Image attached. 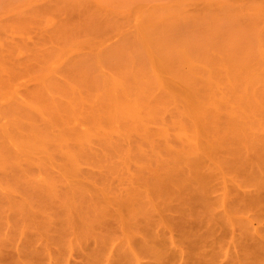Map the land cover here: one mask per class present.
<instances>
[{"label":"rangeland","instance_id":"1","mask_svg":"<svg viewBox=\"0 0 264 264\" xmlns=\"http://www.w3.org/2000/svg\"><path fill=\"white\" fill-rule=\"evenodd\" d=\"M178 8L179 9L181 8L180 9V10H182L180 12L181 14H176V12L179 11ZM153 10H155V12ZM157 10L159 11V13L156 12ZM169 10H171V11L177 10L176 12H172V13H175L176 16L172 15V13H170ZM147 12H148V14H149V12L156 13V15L158 14L159 16L157 15V17L159 19H161L162 20L161 23H163L161 25L164 26L165 25L164 23L166 22V25L168 24V26H169V28H166V26L162 27L161 30L158 27L157 28L155 26L153 27L152 30L156 34L159 32H161V33L164 32L161 36H158L159 38L162 37V39H165L164 36L166 34V37L171 39V43L173 42L172 39H174V38L177 40L176 41L174 39V42L175 41L178 42V43H175L172 45V49L174 46H175L174 47L175 49H176V47H178L179 50H181L179 52V54L174 55L177 52L171 51L172 49H170V51H171V54H170V52L166 49L167 50V52H165L166 58L170 57V55H172V53H173V56H175V57L176 56H182L186 62L196 61L198 63V61L200 60V62L202 61L203 63L201 62L202 63L201 65L199 63L198 64L200 65V67L203 66L202 68H203V70H205V73L208 72L207 70H209V69L211 70L212 67L213 68L217 67L214 70V73H215V71L217 72L215 74L216 75L218 74V79H220L219 81L221 82V88L219 89L218 97L223 95V97L228 96V97H232L234 99L233 91L235 89H232L230 85L233 82H235L237 85L238 84L240 85L242 83V81L244 82L246 80L244 78L247 74L248 78L247 77L246 78L249 79V81L248 80L247 81L250 82L249 84H252L253 87L255 85L256 88L254 89L253 92L248 90V82L246 81L247 85L241 86V87H243V90H244L243 93L244 94L239 93V94H242L245 96L244 97L242 96V98H241L242 101L239 100L240 98L237 100H235L236 99L235 98L234 101L236 102V104L238 102L237 106L244 107L242 104H245L244 101H246V98H247L248 99L247 101L253 103L252 106L254 104L257 105L258 109L260 108L258 111L262 110L261 112L264 113V98H262V95H260L262 92L263 96H264V85H263L264 84V71H263L264 66L260 65L261 60L258 59V58H261L263 60V58H264V55L261 54L264 52V0H0V60L6 61V63L2 61L3 64L0 61V63L2 64L0 67V82H1V84H3V87H4L3 88L0 85L2 87V89L0 88L1 89L0 95L2 94L3 96H5V94H6V96L4 98L1 95V97H2L1 99L3 101H5V102H3V104L4 103L9 104L10 101L8 103L6 101L10 100L13 96H15L16 92H18L17 94H19L18 95L19 97L22 96L21 98L25 97L24 99H28V100L30 99L32 101L34 100L33 102H38V100L41 102V100L43 101L44 98L45 99H48L49 97L53 98V96H49L48 98H46V96H48V94L50 95V93H51V95H54V94L57 95V96H54L55 98H53V99H56V101H52V98L50 99L52 102H57V99H60V102L61 101L71 102L70 100H72V98H70V100H68L69 98L67 99V96L69 97V95L72 94L73 96H71V97H74L77 100V102H79L81 104L83 102L81 97H83L85 95L83 94V96H82V94L80 93V91H82V90H80V89L85 88V90H87L86 86L81 87L83 85V81H81V80H84V79H81L83 77L82 75H84V74L80 73L81 70L86 71V74L84 77L86 79L84 82H86V80H87V83H88L87 77L93 78L94 80H96V79L99 80L100 77L104 76V79H102V80H106L105 78L109 77V75H110L108 73V71L111 72V75L115 74L114 69H115L116 64H118V62L127 63L126 65L129 64L130 65L129 67H131V65H132V67L135 65L137 66V64L141 63L142 60H144V58L141 60L143 55H140V52H141V54H145V52L147 54V49L152 50L153 45L155 44V46H156V43L155 42L153 43V40L155 39L154 37H157V36H155V34L153 33L152 30H146V28H144L145 26H142L144 21H145L144 25H145V23L151 24V22L153 23L154 21H156V20H154V21L149 22L150 17H148V19L146 21V19H144L143 15L145 16V14H147ZM177 13H179V12H177ZM150 15H152V16L154 15L153 17H155V19L157 18L155 16V14H149V16ZM164 16L166 18H164ZM153 17H152V19H153ZM145 18H147V17H145ZM138 22L139 23L142 22L141 28H140V24ZM157 22H158V20H157ZM143 28H144V30H146V32L145 31L143 32ZM138 30H140V31L138 32ZM147 31H148V33L152 32L154 34V36H153L154 39H152V37L149 36ZM136 32L139 35H140V32L142 35H145V33H146V35H148V38L146 37V35L144 37H146L148 40L149 48H148V46L146 48V45H148L146 43L147 41L142 40V42L145 41V43H146V44L144 43L145 45L142 43V45L145 46L146 51L145 50L142 51V50L138 49V45L140 44L139 40L141 41L140 38H142V37H141V35L139 36V35L135 34ZM159 35H160V33H159ZM55 37H56V39H55ZM159 38H158V40H159ZM142 39H144V38H142ZM169 39L164 41V43L167 42V44H168ZM181 41H182V43L180 44ZM91 42H93V43L91 44ZM158 42L161 43L160 41H157V43ZM260 42H261V44H260ZM96 43H98L97 44L98 47L101 46V48L103 47L104 49H99L100 52H98V47H96L97 46ZM99 43H100V46H99ZM183 43H185L184 44L185 46L182 45ZM56 44H57V46H56ZM188 44L194 45V46L197 45L200 48L201 52L203 49L204 51L206 50L205 51L206 53L203 51V53H201V55H203V56H199V53H198V55L196 54V52L199 51L198 50L199 48L197 46H195V47L192 46L188 50V48H189ZM259 44L262 46V48L259 47L260 46ZM18 46H20V47H18ZM165 46H167L169 48L168 45H164V49H165ZM186 46H187V49L185 48ZM17 47L20 49H18ZM140 47L141 46H139V48ZM193 47L195 48V50L197 48V51H194V49H193L194 52H192ZM11 48L16 49V50H14L15 55H10L11 52H13V50ZM51 48H53V49H51ZM57 48H59L60 51ZM17 49H18V51L19 50L20 51L18 52ZM37 49H39V50L37 51ZM260 49H263V50H260ZM40 50L41 51L43 50L44 52H41ZM110 50H112L111 54L107 53V57H108V55L114 56V57H111V56L110 57L113 61L116 60V64L111 63L112 66L110 65V63H109L110 57H108V62H107V59H105L104 61L103 60L101 61L102 63H100L99 62L101 60L100 58H104L106 56V55H104L106 53L105 51H107V52L109 51V53H110ZM114 50L116 52V54L114 53L115 55L112 53ZM21 51H22V53H21ZM49 51L51 52L50 55L55 53L54 54L55 56L54 55L52 56L54 59H51V57L48 56ZM96 51L98 53H96ZM157 51H160V53H161V49L159 50L158 47H157ZM261 51H263V52H261ZM29 52H30V54H29ZM33 52L38 53V56L36 55V53L32 54ZM142 52H144V53H142ZM150 52H154V49H153V51H150ZM17 53H19V54H17ZM44 53L47 56L45 59H48L46 61L40 57L42 55L45 57ZM57 53L59 55V59L57 58L58 57ZM160 53H156V55L159 54L161 56L162 54H160ZM7 54H9L10 57L7 56ZM39 54H41V55H39ZM100 54H101V57H100ZM153 54H154V56H156L155 53H153ZM231 54H233V57ZM234 54H236V55H234ZM4 55H6V56H4ZM33 55L35 57L27 59V57H30V56L32 57ZM56 55H57V57H56ZM152 55H150L151 58H149V59H150V63H151L150 65L152 67H154L153 65H155V64H152V62L155 60L152 59ZM167 55H169V56L167 57ZM204 55H206L207 59L205 58ZM230 55H231V58L229 57ZM260 55H261V57H260ZM219 56L222 58V59L220 58L222 61H220L218 59ZM222 56H224V57H222ZM235 56L239 57L241 62H239V59L238 58L236 59ZM48 57L51 60H49ZM94 57L96 58V61H95ZM182 57H178V58L181 60ZM200 57H201V59H200ZM227 57H229V59ZM145 58H146V56H145ZM170 58H169V60H170ZM195 58H199V59L197 60ZM204 58H205V60H204ZM97 59H99V60H97ZM183 59H182V61H180L181 63L177 59H176L177 61L176 60H173V61H176V63L179 62L178 64L180 66H182L181 69L184 70V71H182V70L181 71L186 74L185 76H188V78L190 77V79H189L190 81L192 80L195 83H197V82L201 83V80L198 81L199 79L197 80V77L200 78L198 75H200L202 73V72H200V71H202L201 70L202 68L200 69L199 74L197 73L196 69L194 68L195 69V74H194L191 71V70H194L192 68V66H196L197 64H195V62H194V64H192L190 62L191 65L185 64ZM40 60H43V63L46 62V64L48 66L45 64H42L43 65L42 66L40 64L41 63ZM231 60H233L234 62H232ZM34 61H38V62L35 63ZM49 61L52 62V65H54L53 69H52L53 66L51 67L50 66L51 64H49L50 63ZM242 61H247V62L249 61V63L252 61L251 70L249 71V72H251V74H250L251 76L250 75L248 76L249 72L247 71L248 70L247 68H250V66L247 67L244 64V66H246V67H245V71H243L244 68L242 69V67H243L244 62H242ZM47 62H49V63H47ZM74 62H75V66L79 70V71L78 70H76V71L81 74L79 76H78V73H75L76 71H74L76 69V67L73 66ZM80 62L82 65L80 64V66H79ZM170 62H172V61H170ZM235 62L239 63L240 65L242 63V67L240 68L239 67L240 65H238V66L236 64L234 65ZM263 62H264V60L262 61V63ZM38 63L41 65V68H40V65ZM76 63L78 64V66L76 65ZM121 63H119V64H121ZM135 63H137V64H135ZM4 64L7 66L6 68H3ZM30 64H31V66H30ZM55 64H57L58 66ZM69 64H71V66H73V67H70ZM83 64H85V66ZM143 64H147V63H143ZM143 64L139 65V67H143L144 66ZM174 64H175V62H174ZM174 64H173V66H174ZM227 64H229V66ZM5 65H4V67H5ZM170 65H172V64L170 63L169 66ZM176 65L177 64H175V66H174L175 69L177 68ZM179 65H177V66L180 68ZM186 65L188 66V68L191 71V73L189 75H188V73L190 71ZM199 65H198V67H199ZM60 66H61V68H60ZM62 66H63V68H62ZM236 66L241 71L239 69H237ZM258 66H259V68H257ZM34 67H36V69ZM218 67H220L221 71ZM261 67L263 68V70L261 69ZM39 68H40V70H39ZM45 68H47V69H45ZM49 68H51V70H49ZM65 68L72 69L70 71L66 70L68 72H66L64 70L65 71L64 74L70 73L69 75H71L70 77H72V78H70L68 74H67L68 76L66 75L67 77L63 74L62 70ZM96 68H98V69H96ZM149 68H150V66H149ZM149 68H148V70H149ZM179 68H177L178 70H175L176 75L174 78L177 77L179 79L178 81H180V80L187 81L184 74L179 71ZM207 68H209V69H207ZM57 69H59L60 71H58ZM88 69H90V71H91V69L94 71L97 70L96 71L97 73L93 72V71L88 72ZM127 69H128V66H127L126 70ZM143 69H144V67H143ZM145 69H146V67H145ZM150 69H152L154 71L153 68H150ZM197 69L199 70V68H197ZM217 69H219V71ZM53 70H55V72ZM116 70H117V68H116ZM120 70H122V69L120 68ZM138 70H139V68H138ZM141 70H142V68H141ZM258 70H260V71H258ZM127 71H129V70H127ZM130 71H133V70H130ZM50 72L52 74H50ZM56 72H58V73L56 74ZM101 72H102V75H101ZM103 72H105V73H103ZM141 72H139V73L141 74ZM145 72L147 73V71H145ZM145 72H142V73L145 74ZM149 72L150 71H148V74H149ZM154 72H155V76H156L157 71H154ZM154 72H152V73L154 74ZM42 73H43V75H41ZM47 73H48V75H47ZM94 73H96V74H94ZM119 73H123V71L118 72V74ZM124 73H123L124 75L130 74V73H127L126 71ZM136 73H138V72H135L134 74L136 75ZM196 73L198 75H196ZM243 73H244V75H243ZM45 74H46V76H45ZM104 74H107V76ZM57 75H58L57 79H59L60 81L64 80V76L66 78H70V80H74V82L76 84H72L74 82L68 83L69 79L67 80L66 78H65L66 81H64V82H67V83L66 84L62 83L66 87V92L70 90L71 94L66 93L65 91L64 92L60 91V93H58L59 89L55 85H57V83H61V82L59 80H58L59 82H57L56 79H55L56 83L53 82L54 81L53 78H55L54 76H57ZM119 75H121V74H119ZM135 75H133V76H135ZM160 75H161V73H160ZM160 75L157 74V76H156L157 80L161 79V78H159V77H161ZM163 75H165V74H163ZM238 75L242 76V77H239V78H241V80L238 78ZM49 76L50 77L52 76V78H50ZM61 76H62V79H60ZM80 76H81V78H80ZM152 77H153V79L155 78L154 75L153 76L151 75V77H146V78L147 79L149 78L150 81L152 80L154 84L159 83V85H161L160 87L162 88V89L160 88V90H164L163 86H164V83L166 85L167 80L165 81V79L164 80L162 79L161 82L165 81L164 83L162 82L163 83V85H162L160 80H158L159 82H154L155 79L153 80ZM234 77H235V79H234ZM261 77H262V79H260ZM48 78H50L52 81ZM203 78H205V77H203ZM137 79L139 80V78H137ZM149 79L147 81H149ZM229 79H230V81L233 80V82L231 81V84H229L230 83ZM236 79H239L241 82L236 80ZM94 80H93V82H94ZM96 81H95V83H96ZM133 81L135 82V80H133ZM12 82H13V84H12ZM52 82L54 83V85ZM80 82H82V85ZM103 82L104 83H102V86H101L103 89L98 90L100 92H103L105 90L104 85H106V84H105V81H103ZM246 82H245V84H246ZM42 83H45V84H43V86H41ZM79 83L81 86L79 85ZM89 83H92V82H89ZM89 83L87 85H90ZM178 83L182 86L186 85V84H184L185 82H182V83L178 82ZM14 84H15V87H14ZM77 84L79 86H76V88L78 87L77 89H79L78 91H79V94H81V95L78 94V92L75 88V85H77ZM93 84L94 83H92L90 85V86H92L91 89H94ZM147 84H148V82H147ZM44 85H45L46 91L44 89H42V90L45 92L40 91L42 87L44 88ZM46 85H47V87L50 86L49 89L46 87ZM95 85H97V84H95ZM64 86L63 87L60 86V87L65 89ZM151 86H150V88H151ZM166 86H168V85H166ZM97 87L98 86H96V88ZM233 87H236V85L235 86L233 85ZM9 88H11V89H9ZM50 88L52 89L51 90L52 92L50 91ZM14 89H17V90L15 91ZM53 89L55 91H57V93H54ZM165 89L167 90L168 88L166 87ZM151 90H153L154 96H155V92L160 94L159 87L157 88L156 91L153 88ZM239 90H241V89H239ZM4 91H5V93H3ZM46 92H48V94H46ZM88 92L93 93V90L88 89ZM96 92L97 91H95L94 93L96 94ZM166 92L168 93V90ZM166 92H164V93H166ZM202 92L207 93V90H204ZM38 93H40V95ZM164 93H162L163 94L162 96H164ZM8 94H10V95H8ZM29 94H30V96H29ZM88 94H87V98H89ZM158 94H157V98H159ZM258 94H259V96H258ZM35 95H36V97L38 95L39 96L36 98ZM246 95H247V97H246ZM40 96H41V100L39 98ZM42 96H44L43 99H42ZM90 96L92 97V95H90ZM165 96H164V98H165ZM240 96L241 95H239V97ZM34 97L36 99H34ZM85 98H86V96H85ZM168 98H170V97L168 96ZM220 99H221V97H220ZM220 99L218 98L217 101H219L221 104H223ZM50 100H48V102ZM149 100H151V98H149ZM149 100H148V103H151V102H149ZM72 101L74 102V100H72ZM48 102L46 104H48ZM60 102H59V104L61 106ZM77 102L75 101L74 103L77 104ZM166 102H168V101H166ZM242 102H244V103H242ZM0 103H1L0 106H2V101H0ZM41 103H43V102H41ZM153 103H155V102H153ZM159 103L162 105L163 102H159ZM246 103H248V102H246ZM76 104H74L72 106V104L70 105V103H68V105H70V107H73V110L76 109V108L74 109V107H77L78 112L83 111V110H80L81 109L80 104H77V105ZM176 104L175 103L170 104V102H169V104L167 103V105L166 106L164 105L163 107L157 104L158 106H160L162 108L159 111L160 115L159 114L157 115L159 108H156L157 107V105H156V107H155L157 109V111H156L157 113H156V117H155L156 122L154 121V119L148 118V119H150V122H152V124L151 125L147 124L149 126H152V128H153V129H151L152 131L153 130L156 131L158 129L160 130V128H162L163 125L164 126H166L167 124L170 125L169 126L170 129L167 128V126H166L167 129L166 128L165 129L168 130V132H169V130H170V132H172L171 135L173 134L174 138L172 137L173 135L170 136V134H169V137L170 138L172 137L173 142H172V139H170L169 141L171 143H174L173 146H177L180 143L183 144L182 138H180L182 140L181 141L177 137V131L178 130L180 131L183 128L182 126H184V129H187V130L189 128L194 129V127H196L197 131H200L201 128L209 126L211 124L214 132L217 135L214 133V136H212L213 132H212V135H210L211 134L210 132L213 131V130H210L211 126H209V129L204 128L205 130L210 131L209 135L206 133L208 131H204L203 129H201L202 131L200 132L201 134L199 135L200 136L199 138L202 141V145H203L201 150L203 148L205 149L207 147V144L209 145V143H208V142H210L209 136H211V139H212L211 144H210V146H211L213 140L215 142V140L217 138H219L218 134L222 135V137H224V135H225V137H227L229 135L230 139H229V137H227L228 140H226V141L228 143V141L230 140V143L232 142L231 144L228 143V145H224V143L227 144L226 141L225 142H219V143H221V145H220L221 147H219V145L216 144L215 146H217V147H215L214 149H217L218 147L221 148V150H219L221 155L222 154L226 155L227 153H229V154H227V155H229V157H228L229 159L230 158L233 159L234 157H236V154H237L238 157H236V158H238V160L233 159L234 160L233 161L234 163H233L232 159L226 160L225 156H224V159H222L223 155L221 156L220 154L219 155L221 156V158L218 155V159L220 158L218 160V159H216L218 151L215 150V153H214V149L210 148V146H209L208 150L211 149V151H213V154H212V152L209 150V152L212 155L211 157H213V159H214L215 158L214 155L216 156L215 160H213L212 158H210V156H208V154L210 155L209 152H208V154H206V156H208V157H206V156L204 157L202 155L204 153H207L206 151H208L207 148L205 150L203 149V152L204 151L205 152L204 153L201 152L202 154H200V155L204 159L203 161L205 163L202 162V159H199V161L201 160V162H202V163L200 162V164H201V166L206 164L207 166H205V167H208V170H210L211 167L209 169L210 165L208 166V164L215 163L216 165L214 164L215 166L213 165L212 167L216 168V170H217V172H216V170L213 169V171L216 172V175H214V176H216L217 179L214 178L213 174H215V172L213 173L212 170H210L211 172L210 171H202L201 169H200L201 172H200V170H196V169H199L198 166L200 165L197 163L198 166H196L197 168H195L194 172L198 171L197 174L199 177L203 176V178H206L205 176H208L209 179H214V180L213 181L208 180L205 182L204 180H202L203 179L202 178V179H200V181L202 180V182H198V181L193 182L192 179H195L194 176H196V174L192 176V174L187 175L186 173H184V176L183 175L180 176V179L184 180V181H182L183 183H178L180 186L179 190H180V188L184 190V191L181 190L182 194L177 195V193L179 194V192H177V190H178L177 185H176V187H175V185H174V187H173V185H172V187H168L167 190H169V192L167 191L164 194H158V196L159 195L163 196L165 194H168V196H169V194H172L175 192L174 193L175 196L172 197L171 199H169V201L167 200V198L165 196H163L162 199L166 198V200L168 201L167 204H169V205L173 202L174 204H172L173 207H171V208L175 207L176 210H174L175 208L173 210H170L169 205H167V206H169V207H167V208H169V210H167V208H165V206H164L165 202L163 200H159L158 197L156 199L157 195L154 194V196H151L153 201L155 202V204H153V205L157 206L159 203V206L162 208L161 211L163 213L160 214L161 211H159L158 209H157L158 212L156 213L157 210H154L156 207L152 205L154 207V209H153V207L151 208L152 209V211H150V214L152 216L151 218H149V213L148 214L146 213V215H144V217H143V214L138 216L144 221V223H146V225L143 226V223H141V224L137 225V227H135V226H131L130 224H128V219L126 220L127 225H125V223L123 222L124 226L121 222H120V226H118L116 223L112 224V222H110L108 224H104L103 222L96 220L97 219L96 215L100 214L99 218H102V219L104 218L106 221L115 219V217L112 215H110V216H109V214H107L108 216L105 215L106 214L105 209H107V212L110 211V206H108V203L110 201H108V200H111L108 197L109 194H107V192L110 191L111 193H113L112 192L113 188H112V190H110L112 187V182H113V184L116 183L115 186L119 185V187H118L119 189H117L118 190L117 194L124 191V189L126 190L130 186H131L130 188H132V185H131L132 181L130 183L129 177L132 176L133 174L128 172L130 169H132V170H130V172L131 171L133 172L134 170L136 171V172L134 171L135 172L134 174H136V173L138 174L140 172L142 173V174L134 175L135 180H136L135 181L136 184H137V180H139V177L137 178L136 176H139V175L142 176L143 175L142 177L144 178V172L145 171H147V173H145L146 174L145 178L149 177V175L151 174L150 170L152 171V174L155 175V173H153V172H155L154 169H156L157 167H160L159 165H162L161 164L162 161H160L161 162L160 163L158 160H156L157 164H155V162H154L155 157H156L155 155L157 154V152L161 151L162 145H161V149H157V148H160V146L158 147V145H157L158 143L156 144L157 147H154L155 146L154 143L156 142V140L154 141V138H153V142H152L153 147H151V145H150L151 143L149 144L147 142H143L144 148H146L145 151H147V153H149V154L152 153L153 158H154V161H153L152 160L153 158H151L152 155H151V157H149V155L146 154L147 156H146L145 160L148 159L149 163H148V161L145 162L143 160L145 162V164H144L141 161L143 163V165H142L143 167H141L142 163L140 164L138 161H136V159L138 157L137 156L138 154L136 152L138 150L137 151H135L136 149L133 150V151H135L134 154L135 153L137 154L136 157L131 156L132 155L131 153H128V155H125V153H124V155L122 153H121L122 155L120 154L119 151L123 148L122 146L125 147V144L124 145L122 144V142L124 140L123 141L120 140V137H118V139L120 141H122L121 144L119 143L120 147H122V148H120L119 151L118 150L116 151L115 150L116 148L114 149L115 151L112 149L113 150L112 156L109 155L110 154L109 150H107V151H109V153L107 154L109 156H107L106 155L107 152L104 151L106 148L105 147L103 148L102 145L97 143L98 149L100 151L102 149H104L103 151L106 153H105V155L102 154L103 157H101V158L99 157V161H98V158L96 157L97 156L96 155L97 152H95L96 150L94 151L95 154H93V155L95 156V158L97 160L93 157V155H91L92 157L86 156V157L82 158V160H84L81 164L83 177H82V175H81V177H79V175H77V177H76V175L68 172L67 170L65 171L66 165H67L66 163H64L65 161H62V163L66 164L64 166L65 169L63 167L62 168L64 169L65 172H68L67 174L70 176V178H69V176H67V174H65V172H64V174L66 176L63 175L62 168H60L62 163H60L59 160H58V162H59V164H61L60 167L58 166L59 165L58 162H56L58 164L57 166L53 163H52L53 166L50 163L49 164L51 166L49 164H44L45 162H40V164H42V165H40L37 162L40 166H43V167H39L38 164L33 165L35 163L32 162V160L27 155H24V157L22 159L17 157L20 162L23 161V159H24V161L22 162V165L18 161V159L15 163L18 162L17 165L20 164V166H17L15 164V166L9 167L6 164L8 166V168H6L7 166H5L6 169H4V168L1 169L4 166L1 167V165H0V199H1L0 200V264H51V261L54 263L57 262L56 264H59V263L60 264H117V260H115L116 262H114V259L125 248H126L125 249L126 252L127 253L130 252L129 254H131V256H133L132 255L133 252H134V254H140L141 255V256L139 255L141 258V260H139L140 264H242V263H244V261H241V262L240 261H234L235 254L238 251L242 252L241 243H240V230L236 229L235 233L234 232L231 233L230 229H232V228H230V226H228V225H230L232 223V221L228 225H227V222L225 224H223L217 217L220 216V214H218V213H220L221 211L226 209L227 213H225V215L231 214L232 216L230 215L229 218L232 217V220L236 224H240V222L242 220H244V218H249V219H247L248 222L252 223L253 226H255L257 228H259V229L263 228V230H264V202H261L262 200H264V186L260 184L261 183L260 180L261 181L264 180V179H261L264 177V176H261V174L264 175V139H263L264 138V136H263L264 135V133H263L264 132V129H263L264 128V118H262L261 116H260L261 118L258 117L259 115H262V114H258L257 111H256V113L254 111H252V112H254L252 114L251 113L250 114L249 113L240 114L238 116V120L235 118L236 121H238V122H236L235 120H233L234 119L233 117L231 118V116L229 115L230 116V118H229V116H227L229 113L226 114L227 111L225 112V109L223 108L225 106V104H223L224 105V106L222 105L223 109L220 108L221 114H220L219 118L217 119V120H219L218 122H224V119H225V121L228 119L226 121V123L234 124L235 126H233L232 129L235 127L238 130L236 129V131L233 132L231 128L230 129L227 128V127H230V125L225 124L227 126V127H225L223 123H222V125H219L221 127L220 128L216 124L217 122L216 123L214 122L217 120L212 119V118H209L208 121L205 120V119H207V118H205L204 121L205 122L207 121L206 124L202 120L198 121V122H202L206 126L202 125V123H200V125H199L198 122L196 124V122L192 119L193 124L189 128H187V126L189 124V120H191L190 118H192V117H188L189 119L188 120L185 119V120H187V121H185L184 120L185 116H189V115L181 116V113L179 112L181 110L178 109V106H176ZM181 104H183V106H184V107L182 106L183 110L185 107H186L185 109H188V106H186V103L180 102L178 105H181ZM221 104L219 105L220 107H221ZM231 104H232L231 106L229 105L230 110H231V107L233 105L236 106L234 103H231ZM68 105H66V106H68ZM247 105H249V104H247ZM3 106L5 107V105H3ZM82 107H85V106H83V104H82ZM226 107H227V104H226ZM246 107H249V106H246ZM65 108H67V107H65ZM68 108H69V106H68ZM164 108H166V109H164ZM249 108H251V107H249ZM247 110H248V108H247ZM250 110L251 109H249V111ZM163 111H165V112H163ZM146 112H149V110L148 111L146 110ZM261 112H259V113H261ZM151 113L153 114V112H151ZM172 114H174V115H172ZM255 114H257L258 116ZM144 115L146 116V114H144ZM149 115H150V113H149ZM171 115H172V117H171ZM223 116H226V117H223ZM255 116L260 118L259 119V120H261L260 123L258 122V119ZM262 116H264V115H262ZM67 117H66V119H67ZM173 117L175 119H173ZM243 117H244V119H243ZM68 118H71V117H68ZM81 118H82V120H81L82 121V127H83V125L87 126V123H86V125L83 124L84 118L83 117H81ZM157 118L159 120H157ZM252 118L257 120V123H254L255 125H253V123H252L253 120L252 121L250 120ZM74 119H75V117H74ZM40 120H41V118H40ZM67 120H65V121H67ZM72 120L73 119H71V121ZM89 120H90V118H89ZM165 120H166V122H165ZM174 120H176L177 122H180V124L178 123L179 125L176 124L178 126L183 124L182 126H180L182 128L177 127L176 125L173 126V123L176 122ZM244 120H245V123H244ZM256 120L254 122H256ZM43 121L44 120H42V122ZM75 121L77 122V119L74 120L73 122H75ZM86 121H88V119ZM144 121H145V119H144ZM209 121L214 122V123L213 124L209 123ZM42 122H39V123L41 124ZM73 122H72V125L75 124V123L73 124ZM159 122H160V124H159ZM163 122H165L166 124H163ZM185 122H187V124ZM249 122H250V125H249ZM43 124H45V122L42 123V125ZM68 124L70 125L68 127H71V123L68 122ZM243 124H247L246 127L249 125V127L252 128L254 130V132H257V135H260L259 139H257L258 137H256L255 135L252 134L253 130L249 128L251 130V133L249 132L250 136L253 135V137H254L253 139L256 138L257 141L259 140V142H257L256 139L254 140L255 143L250 141V140H249L250 143H249V141H247L248 138L249 139H252V138L248 136V138L246 139L247 136L244 137L246 134H248V132L244 131L247 128L246 127L244 128ZM45 125H47V124H45ZM91 125H92V123H91ZM201 125H202V127H200ZM213 125L216 126V130L214 129ZM239 125H240V129L238 128ZM41 126L39 125L40 128H41ZM57 126H58L57 127L58 132L60 133L62 128L65 127L66 125L64 126L60 123V125H57ZM123 126L124 125H120V127L119 126L118 127L122 128V131H124L123 128L125 126L124 127ZM172 126H173V129H172ZM175 126L178 128V130H176V129L174 130V128H176ZM197 126H199L200 129ZM236 126H238V127H236ZM217 127L220 129H218ZM42 128L45 129V128H48V126H46V127L42 126ZM57 128H54V129H57ZM125 129H127V128H125ZM221 129H224V131L226 129V132H225L226 134L223 133L224 131L222 132ZM249 129H247V130H249ZM128 130H130V128H128ZM172 130H174V131H172ZM219 130H221V132L223 134H221ZM233 130H235V129H233ZM50 131H53V129H51ZM50 131H48V132H50ZM115 131L118 132L117 129H115ZM115 131H113V135L121 136L120 134H115ZM179 131H178V134H179ZM121 132H119V133H121ZM128 132H130V131H128ZM175 132H176V134H175ZM235 132L237 133V135L240 134V136L238 137L236 135L237 137L236 136L234 137V135H233V137H231V134H236ZM54 133H55L54 136L58 135L56 131ZM136 133H138V130L136 131ZM139 133L142 134V132H139ZM0 134H2V136L4 135L2 132ZM47 134L50 135V133H47ZM122 134H123V136L126 134L125 135L126 139L127 138L129 139L128 136L130 134L128 135L126 133V130H125V133H122ZM134 134L135 133H133V137H134ZM139 135L140 134H138V136L136 135L137 137H135L137 141L138 140L141 141ZM154 135L156 136V134H154ZM154 135H149L148 137H151V136L155 137ZM175 135H176L177 139L175 138ZM54 136H52V137H54ZM142 136L143 135H141V137ZM262 136H263V138H262L263 140L261 139ZM125 137L123 139H125ZM148 137H144V138L150 139ZM157 137H158V135H157ZM159 137L160 138H158V139L156 137L155 138L158 140L159 143L161 142V144H163V147H165L164 143H166V142H162L161 140L166 138V137L164 135L162 137V134H159ZM205 137H207V138H205ZM208 137H209V139H208ZM1 138L3 139L4 137H1ZM1 138H0V144L3 141V140H1ZM115 139H117L116 136H115ZM128 139H127V141H129ZM7 140L3 141L4 142L3 144H5V146L8 144V142L11 141V140H9L8 137H7ZM130 140L133 141V143L131 145L132 146L135 145L134 140L132 138H130ZM150 140H152V137ZM175 140H176V142H178L179 140L180 141L176 144ZM132 141H130V142H132ZM11 142H13V141H11ZM130 142H128V143H130ZM251 143L252 144L254 143L253 145L255 148L251 147L252 146ZM3 144H1V145H3ZM182 144H180V145H182ZM255 144H258V145L256 146ZM1 145H0V148H1ZM12 145L14 146V144H12ZM12 145L10 146V143H9V145H7V146H9L8 152H7L9 154H11L10 153V150H11L10 147L12 148ZM230 145L231 146L233 145L232 146L233 149H231L229 147ZM248 145H251L250 148ZM101 146H102V148H101ZM139 146L142 149V145H139ZM224 146H225V148H224ZM226 146L229 147V149L226 148ZM118 147H119V145H118ZM127 147L129 148L128 150H130V152H132L131 149L135 148V147L130 148V144L128 146H126V148ZM178 147H180V146H177L176 148H178ZM112 148H114V147H112ZM150 148H155L158 151H156V154H154L152 152L153 149H150ZM107 149H109V148H107ZM141 149H140L141 152L139 151V153L142 156V158H144L145 156H143L144 155L143 153L145 151H142L143 149L142 150ZM165 149L166 148H164V151H166V153H167L168 151ZM175 149H174V151H175ZM226 149H227V151L228 150L229 151L227 153L225 152L226 153L225 154L224 151ZM5 150H7V149H5ZM128 150H126V151H128ZM11 151H14V153H15V150H11ZM153 151H155V150H153ZM91 152H93V151H90V153ZM116 152H119V154L121 155V158H120V156H118L119 154H117ZM16 153H15L16 156H19V155L22 156L23 155L21 153L18 154V151ZM161 153L163 154V151ZM166 153H164V154L166 155ZM162 154H160V155H162ZM245 154L251 155L250 156L251 159L249 160L248 155L246 156ZM58 155L56 156V158L62 157V156H58ZM60 155H62V154H60ZM163 155H162V157H163ZM165 155H164L163 159L164 158L168 159V155H170V154L168 152L167 157H165ZM172 155L169 156L170 159H176L179 162H183V161H180L182 159L178 158L179 157L178 154H176V156L173 155L174 158L172 157ZM200 155L198 156L199 158H200ZM38 156H40V155L38 154ZM98 156H100V155H98ZM193 156H197V155L194 154ZM193 156H191L190 158L192 159ZM5 157L7 158V155ZM8 157H10V156L8 155ZM12 157H13V155H12ZM124 157H126L125 160H129V161L132 160L131 158H135V160L134 159L133 160L136 161L137 164L138 163L140 164L139 166L138 165L137 166L139 168L141 167L143 171L140 170L141 169L140 168L139 172H138L137 171L138 169H134L135 166H133V165L132 166L134 168H132L131 165H129L130 169L127 170L128 169L127 163H130L132 161L125 162V160L123 159ZM25 158H26V160H28L27 158H29L31 160V162H32L31 165H30V160L25 161ZM56 158H55V161H56ZM86 158H87V160L89 159L88 163H86V161H87V160H85ZM93 158H94V160H93ZM102 158H104V161H101ZM90 159H92V160H90ZM122 159L124 160L123 162H122ZM105 160L106 161L107 160L108 161L113 160L114 166L112 165L113 163L108 164V161L106 162ZM193 160H195V159H193ZM55 161H54V163H55ZM94 161L96 163L91 164ZM97 161H98V163H97ZM178 161L176 163L177 166H175V168L177 167L176 169H178V170L176 171V169H174V171L180 172V173L187 172V170H186L187 166L185 167V165H184V163H186V161L184 163H179ZM99 162H100V164L104 163L105 165L104 164L99 165ZM117 162H119L120 164L125 163L126 169H125V166L123 164H122V166L120 165L121 169H118L117 167L119 166V164H116ZM158 162H159V165H158ZM12 164H13V162H12ZM107 164H108V166L109 165L113 166V169H110L109 168L110 166L107 167ZM180 164H181V166H180ZM190 164L191 163L187 162L186 165H188V168H189ZM44 165L45 166L49 165V167H47V166L45 167ZM149 166H151L152 169ZM193 166H195V164ZM114 167H116L117 171L115 169L116 175L112 176L113 172H111V170L113 171ZM144 167L147 168L145 171H144V169H145ZM179 167H182L185 169H182ZM122 168H123V171H121ZM190 168H192V170L194 169L193 167H190ZM67 169L70 170V165H67ZM158 169L159 168H157L156 170H158ZM206 169L207 168H205V170ZM126 170H127V172H126ZM160 170L162 171V173H160L161 172ZM120 171L122 173V176H121V174L119 176ZM87 172L90 173L89 175H91V176H92L91 173L93 172L94 173L93 175L95 177H98L97 179L95 178L98 182L96 180H95L96 182L94 181V184L96 183V185L98 187H100L99 189L96 188V190L98 189L97 193L95 192L96 190H94V188L97 186H95L93 188L94 184H91L93 179L91 178L92 180L90 183L89 182L90 178H89V175H87L88 174ZM103 172H107V173H105L104 178L109 177V175L111 174V178L109 179L110 181L107 180L108 178H105V182H104L103 177L101 176L102 178H100L104 182L103 184H104V188L106 187L105 188L106 190L102 187L103 186L102 181L99 179L100 176H98L100 173H103ZM108 173H110V174L108 176H106V174H108ZM117 173H118V175H117ZM159 173L164 176L163 179L166 177V175L163 174L162 169H159ZM211 173H213V174H211ZM254 173H256V174H254ZM129 174H131V175H129ZM103 175H104V173H103ZM124 175L126 178L124 177ZM87 176H88V178H87ZM185 176H186L185 179L182 178ZM121 177L125 178V180H123V178H121ZM190 177L192 178L191 181L189 179ZM197 177H196V180H197ZM71 178H73V179L71 180ZM78 178H79V181H76V180H78ZM80 178H82V181L84 183L86 181H84L83 178H85L86 180L88 179L89 181L86 183H87V185H88V183H90L92 185V187H90V185H88L90 187V189L91 188L93 189V190L91 189L93 191L92 194H94V192L96 193V194H94L96 197L91 196L88 199L90 202L84 201V200H87V197L89 196V195L85 196L88 193L86 191H89V190H85V189H89V188H87L88 186L86 188H84L86 185H84V187H83V185L82 186L80 185V183H79L81 181ZM132 178H134V177H132ZM159 178L160 177H158V179ZM121 180H123V182H121ZM132 180H134V179H132ZM82 181H81V184H84ZM69 182H72V184L75 183L74 185H77L76 187L80 191L82 190V188H84V190L86 192L85 195L81 193V192H83V190L81 192L79 191L80 194L75 193L76 189H75V192L73 190V187H75V186H72L71 183L69 184ZM119 182H120V184H119ZM128 182H129V185H128L129 187H127ZM76 183H78V184H76ZM97 183L100 185H98ZM105 183L110 185L109 186L110 189L107 190L108 187H107V184H105ZM199 183H200V185H199ZM123 184H124V188L122 186ZM70 185H71L73 191H71V187H70V190L68 189L69 188L68 186H70ZM78 185H80L81 189L79 188ZM133 185H134V182H133ZM198 185L200 186V190H198L199 189ZM150 186L151 185H148L147 187H150ZM192 186H193V188H192ZM204 186L206 187V194L204 191L205 190ZM113 187H114V185H113ZM116 187H115V189H116ZM196 187H198V189ZM144 188H146V187H144ZM100 189L101 190L104 189L102 191L103 194L100 193L101 192ZM188 190H190V191H188ZM191 190H193V191L196 190L198 194L192 193V195H191ZM68 191H70V192H68ZM104 191L105 192L107 191L106 192L107 197H105V198H109V199H107L108 203L105 202L106 199H105V201H103L104 200L103 196L104 195L106 196ZM110 192H108V193H110ZM114 192H115V190H114ZM199 192L202 193L201 198L204 201H202L201 199H198V198H200V195H201V193L199 195ZM225 192H227V193H225ZM70 193H72L73 195L71 194V196H70ZM88 194L92 195L91 191H89ZM100 194H102V195H100ZM113 194L115 195L116 192ZM80 195H81V197H85V198H83L84 200L76 201V200L81 199ZM114 195H112V196H114ZM5 196H6V198H5ZM100 196L102 197L101 200H100ZM179 196L183 197V199H182L183 201L180 199ZM184 196H187V197H184ZM224 196H225L226 200L224 198H223L224 200L222 199V197H224ZM8 197H10L11 200H10V198L7 199ZM69 197L72 200H70ZM72 197L74 198V200ZM76 197H78V198L76 199ZM175 197H177L178 199ZM91 198H93V200H90ZM94 199H95V201H94ZM8 200H10L13 205L9 204L8 202H10V201H8ZM156 200H157V202L158 201L159 202L156 203ZM170 200L172 202H170ZM23 201L25 203L27 202L26 206H29L30 209L35 211V212L32 211L34 213L33 214L34 216H29L30 213H32V212L29 209V207L27 209L25 206L22 205V204L25 205V203H22ZM65 201H67V202L69 201L68 202L69 204H71V202L75 201L74 202L75 204H74V206H72V204L71 205L64 204ZM189 201H191V202H189ZM234 201H236V203H233ZM81 202H82V204H81ZM239 202L241 204H243V202H245V204H247V206L245 207V205L243 204L244 206L241 207ZM104 204H106L107 206ZM109 204H114V203H109ZM233 204H235V206H236L235 208H232V207H234ZM76 206L78 207L79 210L81 209V210L85 211V214H83V215L86 218L88 217V219L91 220L92 223H94V225H92L91 223H84V221H82L83 219H81V220L79 219L78 213H77L79 210L77 208H75ZM114 206L116 207V205H114ZM185 207L187 210L184 209ZM45 208H47L46 209L47 211H45ZM26 209L28 211H30V213L28 212L29 215L27 214ZM191 209L193 211L197 209L196 210L197 212L196 213L192 212V211H190ZM48 210H51V213H50V211L48 212ZM70 210L73 213L72 214L73 219L70 215L71 214ZM198 210H200V211H198ZM62 211H63V213H62ZM111 211L114 212V210H111ZM185 211L187 214L185 213ZM233 211L235 212V214H233ZM65 212H66V214H65ZM183 212L185 214H183ZM224 212L225 211H223V213ZM67 213H69L70 216L67 215ZM223 213H221V214H223ZM46 215H49L54 221L56 220V224H55V226H53V228L54 227H56V228L46 230L43 227V223H47V221L44 220V219H47ZM94 215H95V217H94ZM69 217H71V218L69 219ZM225 217H227V216H225ZM144 218L150 222L152 220L153 225L152 224H150V225L153 226V228H151L149 226L150 227L149 229H151L150 231L147 228L149 224H147V222H145L146 220ZM68 219H69V221H68ZM65 221L71 222V225H74V227L71 225H69V227H65L63 224ZM227 221H228V219H227ZM244 221H246V220H244ZM48 224H50V223L48 222ZM77 225L79 227L81 225L82 228L81 227L79 228ZM121 225L123 226V228ZM128 226L130 227V229ZM138 226H139V228H138ZM45 227L49 228L48 226H45ZM143 227H144V229H143ZM132 228H134L135 230H133ZM170 228H172L171 229L172 230V232H171L172 236L170 237V238H172L171 239L172 241L170 240L168 233L166 232ZM234 228H239V227L236 226ZM151 233H152V235H151ZM140 237H142L143 239H144V237H147V239H148L147 242L150 241V243H148V244H150V246H148L149 248H146L147 247L146 240L144 241V240H142V238L140 239ZM139 239H140L139 242L146 245V247H143V245L141 244L140 247L141 248L143 247L142 251H141L140 247L138 246L139 244H137ZM154 240H157L160 245L157 246L158 243L153 244ZM129 245H131L132 249H134L133 252H131V250H130L131 248ZM151 245L152 246L155 245V247H158L159 249H161L164 246L165 249H167L168 251L169 250L173 251L174 252L173 254H175V253L178 254L179 251L181 253L179 252V254L177 256L174 255V257H173V255L171 256V255H166V254H163L162 256H158V252L157 251L155 252V250L153 249L155 247L153 246L151 248ZM133 246L136 248V250H135V248H133ZM164 247L161 250H163ZM146 249H147V251H146ZM152 249L155 253H151V252H153V251H151ZM155 249H157V248H155ZM137 250H139V251H137ZM44 251H46L48 253V255L46 254V252L43 253ZM163 251L161 253H163ZM44 254H45V256L46 255L47 256L45 257ZM49 254H50V256H52V259L47 258L49 256ZM129 254H126V255L130 256ZM98 255H101V257L99 256L100 257L99 260L97 259ZM61 257L64 258V262H62L63 260L62 261L60 260V259H63ZM125 258H126V256H125ZM131 258L130 259L128 258V260L130 262H133V260L134 261L136 260V257H135V259L133 258V260ZM125 260L127 261L128 264H136L135 262L130 263L127 259H125ZM125 260H122V261H125ZM126 261H125V263H126ZM54 263H52V264H54ZM245 264H253V263L251 261H245Z\"/></svg>","mask_w":264,"mask_h":264},{"label":"bare ground","instance_id":"2","mask_svg":"<svg viewBox=\"0 0 264 264\" xmlns=\"http://www.w3.org/2000/svg\"><path fill=\"white\" fill-rule=\"evenodd\" d=\"M179 9V8H178ZM181 9V8H180ZM179 9V11H177V10H169L170 11V13H172V12H179V13H177L176 12V14H181L180 12L182 11V10H180ZM154 12H155V10H153ZM152 11V12H153ZM157 13H159V11L157 10L156 11ZM145 13V12H144ZM149 14H155V16L157 17V15H156V13H151V12H149ZM149 14H148V12H147V14H145V16L143 15V17H144V19H146V21H147V19H148V17H150V21L149 22H151V21H154V20H156V21H154L153 23L151 22V24H148V23H145V25H144V22H143V25L142 26H145L144 28H146V30H152L153 29V27L155 26L156 28L158 27L160 30H161V28L162 27H165L166 26V28H169V26H168V24L166 25V22L164 23L165 25L163 26V25H161V24H163V23H161L162 22V20L161 19H159L158 17L155 19V17H153L152 15H150L149 16ZM176 14L175 13H172V15H175L176 16ZM153 17V19H152V17ZM159 16V15H158ZM174 16V17H175ZM179 16V15H178ZM145 17H147V18H145ZM164 18H166L165 16H164ZM178 18V17H177ZM143 19V18H142ZM152 19V20H151ZM157 20H158V22H157ZM161 20V21H160ZM160 21V22H159ZM139 23V22H138ZM141 23L142 22H140L139 24H140V28H141ZM148 24V25H147ZM159 24V25H158ZM158 25V26H157ZM173 25V24H172ZM144 28H143V32L145 31L146 32V30H144ZM171 29V28H170ZM141 30V29H140ZM140 30H138V32L140 31ZM153 31V30H152ZM142 32V33H143ZM151 32V31H150ZM147 33H148V31H147ZM152 33V32H151ZM148 33L149 34V36H151L152 37V39H154L153 40V43L155 42L156 43V46L158 47V49L160 50L161 49V53H160V51H157V47L155 46V44L153 45V47H152V50L151 49H147V54H146V52H145V54H141V52H140V55H143V57L141 58V60L144 58V60H142V62L141 63H139V64H137V63H135V64H137V66L135 65V66H133L132 67V65H131V67H129L130 65L128 64V65H126L127 63H121V62H118V64H116V60H112L111 59V57H114V56H109L108 55V57H110L109 58V63H110V65L112 66V64L111 63H113V64H116V66H115V74H112L111 75V72H109L108 71V73L110 74H108L107 72V74L109 75V77H107V78H105L106 80H102V79H104V76L103 77H100L99 78V80L98 79H96V80H94L93 78H90V77H87V79H88V83L89 82H92V83H94L93 84V87H94V89H91L92 88V86H90L92 83H89L90 85H87L88 83H87V80H86V82H84L85 81V79L86 78H84L85 77V74H86V71H83V70H81L80 71V73L81 74H84V75H82L83 77L81 78V76H80V78L81 79H84V80H81V81H83V85H82V82H80L81 83V85H80V83H79V85L81 86V87H85L86 86V89L87 90H85V88H82V89H80V90H82V91H80V93L82 94V96H83V94L86 96V98H85V96H83V97H81V99H82V103L80 104L79 102H77V100L74 98V97H71V96H73L72 94H71V92H70V90L69 91H67L66 92V87L63 85V84H66L67 82H64V81H66V79L68 80H70V78H72V77H70L71 75H69L68 73H65L64 74V72L66 71V70H72V69H68V68H65V69H63L62 70V72H63V74L66 76L67 74L69 75V77L70 78H66L64 75V80L63 81H60L59 79H57V77H58V75L57 76H54L55 78H53L54 79V83H56L55 81L57 80V82H61V83H57V85H55V86H57L58 87V89H59V92L58 93H60V91L62 92H66V93H70L71 95H69V97L67 96V99L68 100H70V98H72V100H74V102L76 101L77 102V104H80V110H83V111H80V112H78L77 110V107H74V109L75 110H73V107H70V105L72 104V106L74 105V104H76V103H74L72 100H70L71 102H63V101H61L60 102V99H57V102H52V101H56V99H53V98H55L54 96H57L56 94H54V93H57V91H55L54 89H53V91H54V95H51V93H50V95L48 94V92H46V94H48V96H46V98H48L49 96H53V98L52 97H49L48 99H45L44 98V100L42 101L41 100V96L39 97L40 98V100H41V102H43V103H41L39 100H38V102H33L32 100H28V99H24L25 97H23V98H21V97H19L18 95L19 94H17L18 92H16V95L15 96H13L10 100H8V101H6L7 103L9 102V104H6V103H4L3 104V102H5V101H3L1 98V95H0V101H2V106H0V133L2 132L4 135L2 136V134H0V138L1 137H4L3 139L1 138V140H3V141H6L7 140V137L9 138V140H11V141H13V142H8V144L7 145H9V143H10V146L12 145V144H14V146L12 145V148L10 147V149L11 150H15V153L18 151V154L19 153H21V154H23L22 156H16L15 155V153H14V151H11L10 150V153L11 154H9V153H7L8 152V148H9V146H5V144H3L4 142L2 141L1 142V144H3V145H1V148H0V165H1V167L2 166H4V167H2L1 169H6V168H8V166L10 167V166H15V164L17 165V163H15L16 161H17V159L18 158H20V159H22L23 157H24V155H27V156H29V158L32 160V162H34L35 164H33V165H36V164H40V162H45L44 164H51L52 166H53V164H55L56 166L59 164V162H58V160L60 161V163H62V161H65L64 163H66L67 165H70V170H68L67 169V165L66 164H64V163H62V165L61 164H59L58 166L60 167V165H61V167L60 168H64L65 169V165H66V169H65V171L67 170L68 172H70V173H72V174H74V175H76V177H77V175H79V177H81V175H82V162L84 161V160H82V158L83 157H88V156H91V155H93V154H95V152H97V158H98V161H99V157L101 158V157H103V155H105V153H106V155L109 153V151H110V154L109 155H111L112 156V151L115 149L116 151L118 150H120V148H122L119 152H120V154L122 153L123 155H124V153H125V155H128V153H131L132 155L131 156H133V157H136V155L138 156L137 157V159H136V161H138L140 164L143 162L144 164H145V162H147L148 161V159H146L145 160V158H146V156L147 155H149V157H151V155H152V157L151 158H153V154L152 153H147V151H145V149L146 148H144V144H143V142H147V143H151L150 145H151V147H153V138H154V141L156 140V142L154 143L155 144V146L154 147H157V145H158V147L160 146V148H157V149H161V145H162V149H161V151L160 152H157V154H156V151H158L157 149H155V148H150V149H153V150H155V151H153L152 150V152L154 153V154H156L154 157H155V161H154V158L152 159L154 162H155V164H157L156 162V160H158L159 162L160 161H162V165H159V162H158V165L160 166V167H157V168H159V169H162L163 170V174H165L166 175V177L163 179V175H161L160 173H162V171L159 173V169L158 170H156V169H154V171L155 172H153V173H155V175L154 174H152V171L150 170V172H151V174L149 175V177H146L145 178V176H146V174L145 173H147V171H145L147 168H145L144 169V178L141 176V175H139V176H136L137 178L139 177V180H137V184L135 183V176L134 175H136V174H134L135 172L133 171H131L130 172V170H132V169H130V166L129 165H131V167L132 168H134L133 166H135V168L134 169H138L137 171L139 172V169L141 168V167H143L142 165H143V163L141 164V167L139 168L138 166L140 165L139 163L137 164V162L136 161H134L135 160V158H131L132 160H130V161H132V162H130L129 160H125V158L126 157H124L123 159L125 160V162H130V163H127L126 165L128 166V169L127 170H129L128 172L129 173H131V174H133L132 176H130L129 177V180H130V183H131V181H132V183H131V185H132V188H130L128 185H129V182H128V184H127V187H129V188H127L126 190L124 189V191H122L121 193H119V194H117V192H118V190L117 189H119L118 187H119V185L116 187L115 186V184H113V182H112V187H111V189L109 188V186L110 185H108L109 183V179L111 178V174L110 173H108V174H106V176H108L109 174V177H105V178H108L107 180H109L107 183H105V184H107V190L108 189H110V190H112V188H113V190H112V192L113 193H115L116 192V194L114 195L113 193H111L110 191H108V192H110V193H108L107 191V194H109L108 195V197L111 199V200H108V201H110L109 203H114V204H109L108 202H107V199H109V198H105V197H107V194H106V192H105V194H106V196L104 195L103 197H104V200L103 201H105V199H106V203H108V206H110V211L109 212H107V209H105V212H106V214L105 215H107V214H109V216L110 215H112V216H114L115 217V219H113V220H108V221H106L104 218L102 219V218H99V216H100V214L99 215H96L97 216V219L96 220H98V221H101V222H103L104 224H108V223H110V222H112V224H114V223H116L118 226H120V222L123 224V222L125 223V225H127V223H126V220L128 219V224H130L131 226H135V227H137V225H139V224H141V223H143V226L144 225H146V223H144V221L140 218V217H138L139 215H142L143 214V217H144V215H146V213L148 214L149 213V218H151L152 216H151V214H150V211H152V207L153 206H155L156 208L154 209V207H153V209L154 210H159V211H161L162 210V208L159 206V201L157 202V200H156V203H158V205L156 206V205H153V204H155V202L153 201V199H152V197L151 196H154V194H156L157 196H156V199H157V197H158V199L159 200H163L165 203H164V206H165V208H167V207H169L170 206V210H173L174 208H171V207H173L172 206V204H174L171 200H170V202H172L170 205L169 204H167V202L169 201V199H171L172 197H174L175 196V192L174 193H172V194H169V196H168V194H165V195H163V196H165L166 198H167V200H166V198H164V199H162L163 198V196H161V195H159L158 196V194H164L165 192H169V190H167V188L168 187H172V185H173V187H174V185H175V187H176V185H177V187H178V190H177V192H179V194L177 193V195H180V194H182L181 192L182 191H184L183 189H181L180 188V190H179V184L178 183H183L182 181H184V180H182V179H180V176H184V173H186L187 175L188 174H192V176L193 175H195L196 174V176H194L195 177V179H192L191 177L189 178L190 179V181H191V179H192V181L193 182H195V181H198V182H202V180H204L205 182L206 181H208V180H211V181H213L214 179H209L208 178V176H205L206 178H203V176L201 177H199L198 176V174H197V172L198 171H195L194 172V170H195V168H197L196 166H198L197 165V163L198 164H200V162H201V160L199 161V159H202V162H204L203 160V158L201 157V155L200 154H202L201 152H203V149L201 150V148H202V141L200 140V132L202 131L201 129H203L204 131H208V130H205V129H209V126H211V124L209 125V126H206L205 124H206V122L209 120V118H212V119H218L219 118V116H220V114H221V110H220V108H222L224 105L223 104H225V106L223 107L224 109H225V112L227 111V113L226 114H228L227 116H231V118L233 117L234 119L233 120H235L236 121V119L238 120V116L240 115V114H242V113H244V114H247V113H256V111L258 112V114H262V115H264V113H262L261 111H258L259 109H258V107H257V105H253L252 106V104L253 103H251V102H249V101H247L248 99L246 98V101H244L245 102V104H242L244 107H242V106H237L238 105V102H237V104H236V102L234 101V99L235 100H237V99H239V100H241L242 101V96L244 97L245 95H242V94H244L243 93V87H241V86H245V85H247V82L249 81V79H247L248 77H247V74H246V76H245V78L244 79H246L244 82L242 81V83L239 85H237L235 82H233V80H231L233 83V85L235 86L236 85V87H233V85L231 84V81H230V79H229V81H230V83L229 84H231L230 86H231V88L232 89H235L234 91H233V95H234V99L232 98V97H228V96H224L223 97V95H219L220 97H221V99H220V97H218V92H219V89L221 88V82L219 81L220 79H218V74L216 75L215 73H217L216 71H215V73H214V70L217 68H213L212 66V69L210 70L209 68H207V69H209V70H207L208 72L207 73H205V70H203V66H201L200 67V65L203 63L202 61V63L200 62V60L198 61V63L200 64H198L196 61H194L195 62V64H197L196 66H192V68L194 69H196V71H197V73L199 74L200 72H202L200 75H198L197 73H196V75H198L200 78H198L197 77V80L198 81H200L201 80V83H199V82H197V83H195V82H193L192 80L190 81L189 79H190V77L188 78V76H185L186 74L184 73V72H182V71H184V70H182L181 69V67L182 66H180L178 63L180 62V61H182V59H183V57L182 56H173V53H172V55H170V57H168L169 55H167V57L168 58H166V53L165 52H167V50L170 52V54H171V51H174V52H177L176 54H174V55H177V54H179V52L181 51V50H179V48L178 47H176V49L173 47V49H172V45L173 44H175V43H178V42H174V39H172L173 40V42L171 43V39H169V38H167L166 37V34H165V39L166 40H168L169 39V41H168V44H167V42H165L164 43V41H166L165 39H162V37H158V36H161L163 33H161V32H159L160 33V35H159V33H154V31H153V33L155 34V36H157V37H154L153 38V36H154V34L152 33ZM135 34H137V32L135 33ZM144 34V33H143ZM137 35H139V34H137ZM140 35H141V37L142 38H144V39H142V38H140L141 39V41L139 40V42H140V44L138 45V49H140V50H145L146 51V49H145V44L147 43L148 44V40H147V38H148V35H146V33H145V35H146V37H144L145 35H142L141 34V32H140ZM139 35V36H140ZM138 36V37H139ZM150 37V38H151ZM170 37V36H169ZM53 38V37H52ZM158 38H159V40H158ZM55 39H56V37H55ZM139 39V38H138ZM142 40H145V41H147L146 43H145V41L144 42H142ZM163 40V41H162ZM157 41H160L161 43H157ZM180 41V40H179ZM89 43V42H88ZM93 42H91V44H92ZM142 43L144 44V45H142ZM164 43V44H163ZM171 43V44H170ZM182 43V41L180 42V44ZM22 44V43H21ZM90 44V43H89ZM98 43H96V45H97ZM185 43H183L182 45L183 46H185L184 45ZM260 44H261V42H260ZM259 44V45H260ZM61 45V44H60ZM164 45H168L169 46V48L167 47V46H165V49H164ZM189 45V44H188ZM263 45V44H262ZM56 46H57V44H56ZM99 46H100V43H99ZM139 46H141L140 48H139ZM143 46V47H142ZM147 46H148V48H149V44L148 45H146V48H147ZM155 46V47H154ZM163 46V47H162ZM192 46H194V45H189V48H188V50L190 49V47H192ZM195 46H197V45H195ZM194 46V47H195ZM14 47V46H13ZM16 47V46H15ZM18 47H20V46H18ZM17 47V48H18ZM62 47V46H61ZM60 47V48H61ZM65 47V46H64ZM96 47H98V45L96 46ZM180 47V46H179ZM192 48V52H194V51H197V48H196V50H195V48ZM198 47V46H197ZM259 47H261L262 48V46L260 45ZM142 48V49H141ZM178 48V49H177ZM186 49H187V46L185 47ZM199 48V47H198ZM12 49V48H11ZM10 49V50H11ZM18 49H20V48H18ZM18 49H17V51H18ZM51 49H53V48H51ZM58 50H59V48H57ZM63 49V48H62ZM97 49V48H96ZM99 49H104L103 47L101 48V46L100 47H98V52H100L99 51ZM153 49H154V52H150V51H153ZM163 49V50H162ZM167 49V50H166ZM170 49H172L171 51H170ZM193 49H194V51H193ZM13 50V52H14V50H16V49H12ZM39 49H37V51H38ZM55 50V49H54ZM53 50V51H54ZM57 50V51H58ZM106 50V49H105ZM149 50V51H148ZM156 50V51H155ZM176 50V51H175ZM183 50V49H182ZM199 51L198 52H196V54L198 55V53H199V56H203V55H201V53H203V49H202V52L200 51V48L198 49ZM260 50H263V49H260ZM9 51V50H8ZM20 51V50H19ZM18 51V52H19ZM25 51V50H24ZM36 51V50H35ZM41 51V50H40ZM46 51V50H45ZM52 51V52H53ZM56 51V50H55ZM54 51V52H55ZM60 51V50H59ZM62 51V50H61ZM111 51L112 50H110V53H109V51L107 52V51H105L106 53L104 54V55H106L104 58H100L101 60L99 61L100 63H102L101 61L103 60H105V59H107V62H108V57H107V53L108 54H111ZM117 51V50H116ZM206 51V50H205ZM204 51V52H205ZM13 52H11V54L10 55H15V52L13 53ZM31 52V51H30ZM30 52H29V54H30ZM41 52H44L43 50L41 51ZM53 52V53H54ZM97 51H96V53H98ZM149 52V53H148ZM163 52V53H162ZM261 52H263V51H261ZM21 53H22V51H21ZM28 53V52H27ZM36 52H33L32 54H35ZM50 51L48 52V56L49 57H51V59H54L52 56L55 54H51L50 55ZM59 53V52H58ZM58 53H57V55H58ZM104 53V52H103ZM113 54L115 53L116 54V52H115V50L112 52ZM142 53H144V52H142ZM153 53H155V55H156V53H160V54H162L161 56L159 55V54H157L156 56H154V54ZM206 53V52H205ZM208 53V52H207ZM264 53V52H263ZM263 53H261L262 55H264ZM17 54H19V53H17ZM47 54V53H46ZM102 54V53H101ZM101 54H100V57H101ZM114 54V55H115ZM152 55V59L153 60H155V61H153L152 62V64H155V65H153L154 67H152L150 64V59L149 58H151L150 57V55ZM10 55L9 54H7V56H9L10 57ZM36 55L38 56V53H36ZM39 55H41V54H39ZM44 55H45V53H44ZM57 55H56V57H57ZM61 55V54H60ZM95 55V54H94ZM103 55V56H104ZM146 56V58H145V56ZM148 55V56H147ZM207 55V54H206ZM206 55H204L205 56V58H206ZM232 55V57H233V54H231ZM231 55L229 56L230 58H231ZM234 55H236V54H234ZM4 56H6V55H4ZM28 56V55H27ZM43 56V55H42ZM40 56L41 58H43L45 61L46 60H48V59H45L47 56L45 55V57L43 56ZM55 56V55H54ZM102 56V57H103ZM33 57H35L34 55L31 57H27V59H29V58H33ZM48 57V58H49ZM155 57V58H154ZM178 57H182L181 58V60L178 58ZM196 57V56H195ZM222 57H224V56H222ZM229 57H227L228 59H229ZM260 57H261V55H260ZM58 59H59V55H58V57H57ZM95 58V57H94ZM169 58H170V60H169ZM175 58V59H174ZM205 58H204V60H205ZM221 57L219 56L218 57V59L220 60V61H222L221 59H220ZM235 58L237 59H239V57H236L235 56ZM234 58V59H235ZM35 59V58H34ZM37 59V58H36ZM50 58H49V60H51ZM114 59V58H113ZM149 59V60H148ZM179 61L178 63H176V61L177 60ZM195 59H199V58H195ZM200 59H201V57H200ZM207 59V58H206ZM258 59H260L261 60V62H260V65L261 66H264V62L262 63V61L264 60V58H263V60L261 59V58H258ZM97 60H99V59H97ZM173 60H176V61H173ZM184 60V59H183ZM1 61V60H0ZM3 62H5L6 63V61L5 60H2ZM2 61H1V63H2ZM95 61H96V58H95ZM170 61H172V62H170ZM232 62H234L233 60H231ZM238 61V60H237ZM236 61V62H237ZM250 61V60H249ZM249 61L247 62V61H242V62H244L243 63V67H242V63H241V65L239 64V63H234V65L236 64L237 66L238 65H240L239 67L241 68L242 67V69H243V71H245V67L247 66V67H249L250 66V68H247L246 70L249 72L250 70H251V66H252V61L249 63ZM26 62V61H25ZM35 63L36 62H38V61H34ZM41 62V63H40ZM40 64L42 65V64H45V65H47L46 64V62H44L43 63V60H40ZM50 62V61H49ZM49 62H47V63H49ZM106 62V61H105ZM104 62V63H105ZM174 62H175V64H177V65H179L180 66V68L176 65V67L177 68H179V71L180 72H182L183 74H184V76L186 77V80L187 81H182V80H180V81H178L179 79L176 77V78H174L175 77V75H176V72H175V70H178L177 68L175 69L174 68V66H175V64H174ZM190 62L191 61H189V62H186L185 60H184V63L185 64H190ZM194 62H191L192 64H194ZM205 62V61H204ZM239 62H241L240 61V59H239ZM259 62V61H258ZM0 63V67H1V65L3 64H1ZM38 63V64H39ZM72 63V62H71ZM78 63V62H77ZM76 63V65L78 66V64ZM119 63H121V64H119ZM143 63H147V64H143ZM172 64V65H170L169 66V64ZM181 63V62H180ZM39 64V65H40ZM49 64H51L50 66L52 67V69L54 68V65H52V62H50ZM80 64H81V62L79 63V66H80ZM144 65L143 67H144V69H143V67H139V65ZM149 64V65H148ZM173 64H174V66H173ZM244 64L246 65V66H244ZM248 64V65H247ZM250 64V65H249ZM259 64V63H258ZM5 65V64H4ZM4 65H3V68H6L7 66L5 65V67H4ZM41 65H40V68H41ZM55 65H57V64H55ZM70 65V67H76L75 66V62H74V65L73 66H71V64H69ZM82 65V64H81ZM84 66H85V64H83ZM101 65V64H100ZM122 65V66H121ZM126 65V66H125ZM146 65V66H145ZM191 65V64H190ZM198 65H199V67H198ZM228 66H229V64H227ZM30 66H31V64H30ZM43 66V65H42ZM48 66V65H47ZM58 66V65H57ZM68 66V65H67ZM66 66V67H67ZM119 66V67H118ZM127 66H128V69L127 70H129V71H127L126 70V68H127ZM149 66H150V68H153L154 69V71H157V73H156V76H157V74L158 75H160V73H161V77H159V78H161V79H158V80H160V82H161V80L163 79H165V81L167 80V82H166V85H168V86H166L165 85V81L163 82L164 83V86H163V88H164V90H160V86L161 85H159V83H153V81L151 80L150 81V79H149V81H147L148 79L146 78V77H151V75L153 76L154 75V79L156 80H154L153 79V77H152V79L154 80V82H159L158 80H157V77L155 76V72L152 70V69H150L149 68ZM187 66V65H186ZM219 66V65H218ZM237 66H236V68H237ZM101 67V66H100ZM145 67H146V69H145ZM174 69H173V68ZM2 68V69H3ZM31 68V67H30ZM35 69H36V67H34ZM38 68V67H37ZM40 68H39V70H40ZM60 68H61V66H60ZM59 68V69H60ZM62 68H63V66H62ZM116 68H117V70H116ZM120 68L122 69V70H120ZM125 68V69H124ZM138 68H139V70H138ZM141 68H142V70H141ZM148 68H149V70H148ZM187 68H188V66H187ZM197 68H199V70L197 69ZM202 68V69H201ZM219 69H220V67H218ZM257 68H259V66L257 67ZM43 69V68H42ZM45 69H47V68H45ZM59 69H57L58 71H60ZM96 69H98V68H96ZM135 69V70H134ZM189 69V68H188ZM195 69L194 70H191L192 71V73H194L195 74ZM200 69L202 70V71H200ZM219 69H217L218 71H219ZM237 69H239V68H237ZM261 69L263 70V68L261 67ZM8 70V69H7ZM49 70H51V68H49ZM65 70V71H64ZM76 70H78L77 69V67H76V69L74 70V71H76ZM110 70V69H109ZM122 72L123 71V73L126 71L127 73H130L129 75H124L123 73H119V74H121V75H119L118 74V72H120V71ZM130 70H133V71H130ZM182 70V71H181ZM240 70V69H239ZM54 72H55V70H53ZM79 71V70H78ZM83 71V72H82ZM91 71H93V72H96L97 70H92L91 69ZM90 71V69H88V72H91ZM145 72V71H147V73L145 72V74H143L142 72ZM148 71H150L149 72V74H148ZM189 71H190V69H189ZM191 71L188 73V75L191 73ZM200 71V72H199ZM220 71H221V69H220ZM241 71V70H240ZM258 71H260V70H258ZM257 71V72H258ZM264 71V70H263ZM43 72V71H42ZM48 72V71H47ZM66 72H68V71H66ZM113 72V71H112ZM135 72H138V73H136V75L134 74ZM139 72H141V74L139 73ZM152 72H154V74L152 73ZM49 73V72H48ZM48 73H47V75H48ZM58 72H56V74H57ZM75 73H78V76L79 75H81L79 72H75ZM97 73V72H96ZM96 73H94V74H96ZM103 73H105V72H103ZM117 73V74H116ZM220 73V72H219ZM50 74H52L51 72H50ZM54 74V73H53ZM107 74H104V75H106L107 76ZM124 76H123V75ZM135 75V76H133V75ZM138 74V75H137ZM141 76H140V75ZM163 74H165V75H163ZM205 74V75H204ZM251 74V72H249V74H248V76ZM261 74V73H260ZM41 75H43V73L41 74ZM55 75V74H54ZM99 75V74H98ZM101 75H102V72H101ZM144 75V76H143ZM243 75H244V73H243ZM259 75V74H258ZM45 76H46V74H45ZM140 76V77H139ZM251 76V75H250ZM50 77V76H49ZM129 77V78H128ZM139 78V80L137 79V78ZM142 77V78H141ZM165 77V78H164ZM196 77V76H195ZM203 77H205V78H203ZM239 77H242L241 75L239 76L238 75V78ZM244 77V76H243ZM247 77V78H246ZM40 78V77H39ZM50 78H52V76L50 77ZM50 78H48V79H50ZM66 78V79H65ZM132 78V79H131ZM137 80H136V79ZM144 78V79H143ZM202 78V79H201ZM56 79V80H55ZM60 79H62V76H61V78ZM74 79V78H73ZM91 79V80H90ZM131 79V80H130ZM146 79V80H145ZM234 79H235V77H234ZM240 80H241V78H239ZM239 79H236V80H238V81H240ZM243 79V80H244ZM260 79H262V77L260 78ZM5 80V79H4ZM43 80V79H42ZM51 80V79H50ZM59 80V81H58ZM68 80V83L69 82H74V80H70L69 81ZM80 80V79H79ZM90 80V81H89ZM93 80H94V82H93ZM133 80H135V82L133 81ZM189 80V81H188ZM203 80V81H202ZM228 80V79H227ZM248 80V81H247ZM40 81V80H39ZM49 81V80H48ZM52 81V80H51ZM77 81V80H76ZM95 81H96V83H95ZM103 81H105V84L106 85H104V87H105V90L103 91V92H100V91H98V90H101V89H103L101 86H102V83H104ZM137 81V82H136ZM145 81V82H144ZM185 82L184 84H186V85H180L178 82H180V83H182V82ZM222 81V80H221ZM247 81V82H246ZM263 81V80H262ZM7 82V81H6ZM45 82V81H44ZM50 82V81H49ZM52 82V83H53ZM100 82V83H99ZM147 82H148V84H147ZM152 82V83H151ZM161 82V83H162ZM241 82V81H240ZM245 82H246V84H245ZM8 83V82H7ZM41 83V82H40ZM51 83V84H52ZM54 83H53V85H54ZM63 83V84H62ZM87 83V84H86ZM160 83V84H161ZM163 83H162V85H163ZM250 82H248V90H250L251 92H253L254 91V89L256 88V86L254 85V87H253V85L252 84H249ZM9 84V83H8ZM12 84H13V82H12ZM16 84V83H15ZM15 84H14V87H15ZM43 84H45V83H42V85L41 86H43ZM62 84V85H61ZM72 84H76L75 82L74 83H72ZM95 84H97V85H95ZM99 84V85H98ZM153 84V85H152ZM157 84V85H156ZM263 84V83H262ZM0 85L3 87V84H1V82H0ZM5 85V84H4ZM78 84L77 85H75V88H76V86H79ZM95 85V86H94ZM145 85V86H144ZM149 85V86H148ZM152 85V86H151ZM156 85V86H155ZM252 85V86H251ZM264 85V84H263ZM0 86V88L2 89V87ZM11 86V85H10ZM60 86H64L65 87V89L64 88H61ZM74 86V85H73ZM96 86H98L97 88H96ZM148 88H147V87ZM150 86H151V88H150ZM239 86V87H238ZM18 87V86H17ZM46 87H47V85H46ZM49 87L50 86H48L47 88L49 89ZM159 87V90H160V94H158V93H156L155 92V96H154V92H153V90H151L152 88L156 91L157 90V88ZM168 88L167 90H168V93L166 92L167 90L165 89V88ZM241 87V88H240ZM4 88V87H3ZM78 88V87H77ZM76 88V90H77V92H78V94H79V89H77ZM251 88V89H250ZM0 89V90H1ZM9 89H11V88H9ZM39 89V88H38ZM42 89H44L45 90V85H44V88L42 87L41 88V90L40 91H43ZM47 89V90H48ZM88 89L89 90H93V93L91 92V93H89L88 92ZM162 89V88H161ZM239 89H241V90H239ZM8 90V89H7ZM15 91L17 90V89H14ZM19 90V89H18ZM52 89L50 88V91H51ZM204 90H207V93L206 92H202V91H204ZM238 92H237V91ZM247 90V91H248ZM9 91V90H8ZM21 91V90H20ZM19 91V92H20ZM37 91V90H36ZM46 91V90H45ZM45 91H43V92H45ZM49 91V90H48ZM84 91V92H83ZM87 91V92H86ZM95 91H97L96 92V94L94 93ZM163 91V92H162ZM242 91V92H241ZM256 91V90H255ZM259 91V90H258ZM52 92V91H51ZM86 92V93H85ZM100 92V93H99ZM164 92H166V93H164ZM1 93V92H0ZM3 93H5V91L3 92ZM9 93V92H8ZM37 93V92H36ZM42 93V92H41ZM65 93V94H66ZM89 93V94H88ZM162 93H164V96H165V98H164V96H162L163 94ZM239 93H242V94H239ZM21 94V93H20ZM39 95H40V93H38ZM45 94V93H44ZM43 94V95H44ZM81 94H79V95H81ZM87 94H88V97L89 98H87ZM157 94H158V97L159 98H157ZM236 94V95H235ZM241 95L240 97H239V95ZM247 94V93H246ZM8 95H10V94H8ZM33 95V94H32ZM38 95V96H39ZM90 95H92V97L90 96ZM154 97H153V96ZM238 95V96H237ZM260 95H262V98H264V96H263V93L261 92V94ZM3 96V95H2ZM5 96H6V94H5ZM5 96H3V98L5 97ZM29 96H30V94H29ZM37 96V97H38ZM163 98H162V97ZM168 96L170 97V98H168ZM258 96H259V94H258ZM35 97H36V95H35ZM34 97V99H36ZM43 97L44 96H42V99H43ZM154 99H153V98ZM246 97H247V95H246ZM52 98V101L50 100ZM57 98V97H56ZM59 98V97H58ZM61 98V97H60ZM80 98V97H79ZM149 98H151V100H149ZM161 98V99H160ZM220 99L221 100V102L223 103V104H221L219 101H217V99ZM84 99V100H83ZM171 99V100H170ZM48 102V100H50L49 102H48V104H46L47 102ZM148 100H149V102H151V103H148ZM159 100V101H158ZM173 100V101H172ZM175 100V101H174ZM61 103V106H60V104H59V102ZM87 101V102H86ZM166 101H168V102H166ZM172 101V102H171ZM240 101V102H241ZM45 102V103H44ZM51 102V103H50ZM153 102H155V103H153ZM159 102H163L162 103V105L159 103ZM169 102H170V104L171 103H177L176 104V106H178V109H180L181 111H179L180 113H181V116H183V115H189V116H185V118H184V120L185 119H189L188 117H192V118H190L191 120H189V124H188V126H187V128H189L192 124H193V122H192V119L196 122V124H197V122L198 121H204V119L205 118H207V119H205V120H207L206 122L204 121V123L205 124H203L202 122H198V124L200 125V123H202V125H205L206 127H203V128H199V126H197L199 129H200V131H197V129H196V127H194V129H191V128H189L188 130L187 129H184V126H182V125H180V126H182V127H180V126H178L179 124H180V122H177L176 120H174V121H176V122H174L173 123V126L174 125H176V124H178V125H176L177 127H180V128H182L180 131L178 130V128L176 127V128H174V130L176 129V130H178L179 131V134H178V131H177V137L180 139V138H182V140H183V144L182 143H180V144H182V145H177V146H180V147H178V148H176L177 146H173V144L174 143H171L169 140L170 139H172V137L174 138V135L172 136L171 135V133L172 132H170V130H169V132H168V130H166L167 128H169L170 129V125H166L167 126V128H166V126H164L163 125V127L162 128H160V130L158 129V130H151V129H153L152 128V126H149V125H151L152 124V122H150V119H148V118H152V119H154V121L156 120L155 119V117H156V111H157V109L156 108H159V110H158V113H157V115L159 114L160 115V113H159V111L162 109L160 106H166L167 105V103L169 104ZM180 102H184V103H186V106H188V109H185L184 108V110H183V104H181V105H178ZM244 102H242V103H244ZM246 102H248V103H246ZM59 105H58V104ZM66 103V104H65ZM68 103H70V105H68ZM74 103V104H73ZM231 103H234L236 106H232L231 107V110L229 109V105L231 106L232 104ZM65 104V105H64ZM76 104V105H77ZM82 104H83V106H85V107H82ZM153 104V105H152ZM160 105V106H158V105ZM221 104V107L219 106ZM226 104H227V107H226ZM247 104H249V105H247ZM0 105H1V103H0ZM3 105H5V107L3 106ZM66 105H68L69 106V108H68V106H66ZM87 105V106H86ZM155 105V106H154ZM156 105H157V107H156ZM223 105V106H222ZM249 106V107H251V108H249V107H246V106ZM251 105V106H250ZM151 106V107H150ZM154 106V107H153ZM183 106V107H182ZM256 108H255V107ZM65 107H67V108H65ZM156 107V108H155ZM182 107V108H181ZM226 107V108H225ZM83 108V109H82ZM85 108V109H84ZM222 108V109H223ZM247 108H248V110H247ZM65 109V110H64ZM68 109V110H67ZM164 109H166V108H164ZM229 109V110H228ZM249 109H251L250 111H249ZM146 110L148 111L149 110V112H146ZM154 110V111H153ZM64 111V112H63ZM249 111V112H248ZM252 111H254V112H252ZM69 114H68V113ZM151 112H153V114L151 113ZM163 112H165V111H163ZM259 112H261V113H259ZM148 113V114H147ZM149 113H150V115H149ZM82 116H81V115ZM144 114H146V116L144 115ZM248 114V115H249ZM172 115H174V114H172ZM172 115H171V117H172ZM254 115V114H253ZM255 115H257V114H255ZM262 115H257L258 117H262V118H264V116H262ZM71 117V118H68V117ZM80 116V117H79ZM148 116V117H147ZM154 116V117H153ZM230 116H229V118H230ZM246 116V115H245ZM66 117H67V119H66ZM74 117H75V119H74ZM81 117H83L84 118V123L83 124H85L86 125V123H87V126H84L83 125V127H82V118ZM159 117V116H158ZM187 117V118H186ZM223 117H226V116H223ZM241 117V116H240ZM239 117V118H240ZM256 117V116H255ZM254 117V118H255ZM258 117H256L257 119H258V122L260 123V121L261 120H259L260 118H258ZM40 118H41V120H40ZM86 118V119H85ZM89 118H90V120H89ZM160 118V117H159ZM228 118V117H227ZM236 118V119H235ZM248 118V117H247ZM67 120V121H65V120ZM71 119H73L72 121H71ZM77 119V122L75 121V122H73L74 120H76ZM88 119V121H86ZM144 119H145V121H144ZM148 119V120H147ZM173 119H175L174 117H173ZM241 119V118H240ZM243 119H244V117H243ZM249 119V118H248ZM42 120H44L43 122H42ZM157 120H159L158 118H157ZM187 120H185V121H187ZM228 120V119H227ZM226 120V121H227ZM251 121H252V123H253V125H255L254 123H257V120L256 119H250ZM256 120V122H254ZM219 120H217V121H214L217 125H218V127H220L219 125H222V123L224 124V126L225 127H227L225 124H227V125H230V127H227L228 129H232V127L233 126H235L234 124H232V123H226V121H225V119H224V122H218ZM223 121V120H222ZM242 121V120H241ZM240 121V122H241ZM249 121V120H248ZM39 122H42V123H44L45 122V124H47V125H45V124H43L42 125V123L40 124H38ZM68 122L69 123H71V127H68V126H70L69 124H68ZM72 122H73V124L74 125H72ZM156 122V121H155ZM165 122H166V120H165ZM165 122H163V124H166ZM214 122H211V121H209V123H214ZM234 122V121H233ZM236 122H238V121H236ZM60 123L62 124V125H66L65 127H63L62 128V130H61V132L59 133L58 132V126L57 125H60ZM68 125H67V124ZM90 123V124H89ZM91 123H92V125H91ZM108 125H107V124ZM169 123V122H168ZM183 123V122H182ZM186 124H187V122H185ZM219 123V124H218ZM221 123V124H220ZM244 123H245V120H244ZM106 124V125H105ZM147 124H149V125H147ZM159 124H160V122H159ZM215 124V125H216ZM232 124V125H231ZM39 125L41 126H48V128H42V126H41V128L39 127ZM120 125H124L123 127V130L124 131H122V128H119L120 127ZM195 125V124H194ZM202 125L200 126V127H202ZM245 125V126H244ZM246 125L247 124H243V127L245 128L246 127ZM249 125H250V122H249ZM249 125L246 127L247 129H249L250 127H249ZM95 126V127H94ZM119 126V127H118ZM173 126H172V129H173ZM196 126V125H195ZM214 126V125H213ZM242 126V125H241ZM118 127V128H117ZM217 127V128H218ZM236 127H238V126H236ZM242 127V128H243ZM256 127V126H255ZM54 128H57V129H54ZM125 128H127V129H125ZM128 128H130V130H128ZM134 130H133V129ZM166 128V129H165ZM186 128V127H185ZM205 128V129H204ZM221 128V127H220ZM220 128H218V129H220ZM239 129H240V125H239V127H238ZM241 128V129H242ZM243 128V129H244ZM51 129H53V131L55 132H57V134L58 135H56V136H54V132L53 131H50ZM115 129H117L118 130V132H116L115 131ZM198 129V130H199ZM214 129L216 130V126H214ZM233 129H235V130H233ZM232 129V131L234 132V131H236V129L237 128H233ZM244 130V131H247L248 132V134H246L244 137H246V139L248 138V136L249 137H251L252 139L254 138L253 137V135H255L256 137H258L257 139H259V137H260V135H257V132H254V130L252 129V128H250V129H252L253 131H252V136H250V134H249V132L251 133V130L249 129V130ZM264 129V128H263ZM125 130H126V133L129 135H127L128 137H129V141H127V139H126V137H125V135L123 136V134L122 133H125ZM130 131V132H128V131ZM138 130V133H136V131ZM174 130H172V131H174ZM210 130H213V127L211 126L210 127ZM222 130V132L224 131V129H221ZM221 130H219L220 131V133L221 134H223V133H225L226 132V129H225V131L222 133L221 132ZM238 130V129H237ZM257 130V129H256ZM48 131H50V132H48ZM113 131H115V134H120L121 136H118V135H113ZM122 131V132H121ZM132 131V132H131ZM241 131V130H240ZM243 131V132H244ZM119 132H121V133H119ZM139 132H142V134L141 133H139ZM209 132L210 131H208V132H206L208 135H209ZM212 132H213V135H212ZM228 132V131H227ZM47 133H50V135H48ZM133 133H135L134 134V137H133ZM199 133V134H198ZM211 134L210 135H212V136H214V130L213 131H211L210 132ZM236 133V132H235ZM256 133V134H255ZM260 133V132H259ZM264 133V132H263ZM138 134H140L139 135V137H140V140L141 141H137L136 140V138L135 137H137L138 136ZM154 134H156V136L154 135ZM159 134H162V137H163V135L166 137V138H164V139H160L162 142H166V143H164V146L165 147H163V144H161V142L159 143L158 142V138H160L159 137ZM169 134H170V136H172L171 138L169 137ZM175 134H176V132H175ZM216 134V133H215ZM226 134V133H225ZM245 134V133H244ZM132 135V136H131ZM137 135V136H136ZM141 135H143L142 137H141ZM145 135V136H144ZM149 135H154L155 137H153V136H151L152 137V140H150L151 139V137H148ZM157 135H158V137H157ZM180 137H179V136ZM217 135V134H216ZM215 135V136H216ZM233 135H234V137L237 135V133L236 134H231V137H233ZM263 135V134H262ZM6 136V137H5ZM52 136H54V137H52ZM115 136H116V138L117 139H115ZM131 136V137H130ZM218 136H219V138H217L216 140H215V142H214V140H213V142H212V145L210 146V144H211V136H209L210 137V139H209V137H208V139L210 140V142H208L209 143V145L207 144V150H208V148H209V146H210V148H212V149H214L215 147H217V146H215L216 144L217 145H219V147H221L220 145H221V143H219V142H225L226 140H228V138L227 137H229V139H230V136L228 135H226L227 137H225V135H224V137H222V135H219L218 134ZM238 137L240 136V134L239 135H237ZM236 136V137H237ZM264 136V135H263ZM263 136L261 137V139L263 138ZM118 137H120V140H124L123 142L122 141H120L119 139H118ZM125 137V139H123ZM144 137H148V138H150V139H145ZM177 137H176V135H175V138L177 139ZM114 138V139H113ZM130 138H132L133 140H134V142H135V145H131L132 143H133V141L132 140H130ZM135 138V139H134ZM205 138H207V137H205ZM204 138V139H205ZM215 138V137H214ZM227 138V139H226ZM6 139V140H5ZM144 139V140H143ZM245 139V140H246ZM249 139L248 138V140L247 141H252V142H254L255 143V139ZM257 139H256V141H257ZM264 139V138H263ZM262 139V140H263ZM117 140V141H116ZM147 140V141H146ZM159 140V141H160ZM164 140V141H163ZM166 140V141H165ZM181 140V139H180ZM179 140V141H180ZM181 140V141H182ZM208 140V141H209ZM8 141V140H7ZM130 141H132V142H130ZM149 141V142H148ZM151 141V142H150ZM178 141V142H179ZM250 141H249V143H250ZM121 142H122V144L124 145L125 144V147L124 146H122V147H120V144H121ZM128 142H130V143H128ZM172 142H173V139H172ZM175 142H176V140H175ZM178 142H176V144L178 143ZM257 142H259V140L257 141ZM97 143L98 144H100V145H102L103 146V148L105 147L106 149L104 150V149H102L101 151L98 149V147H97ZM120 143V144H119ZM129 145L130 144V148H133V147H135L136 145V147L135 148H133V149H131L132 150V152H130V150H128L129 148L127 147L126 148V146H128L127 144ZM138 143V144H137ZM141 143V144H140ZM158 143V144H157ZM219 143V144H218ZM226 143H227V141H226ZM228 143H230V140L228 141ZM228 143L227 144H225L224 143V145H228ZM232 143V142H231ZM230 143V144H231ZM253 143V144H254ZM157 144V145H156ZM175 144V145H176ZM248 144V143H247ZM252 144V143H251ZM252 144V146L251 145H248L249 146V148H250V146L251 147H253V148H255L254 147V145ZM96 145V146H95ZM118 145H119V147H118ZM139 145H142V149H141V147L139 146ZM256 146L258 145V144H255ZM99 146V145H98ZM102 146H101V148H102ZM139 146V147H138ZM233 146V145H232ZM232 146L230 145L229 147L231 148V149H233L232 148ZM112 147H114V148H112ZM218 147V148H219ZM229 147H227L226 146V148H228L229 149ZM3 148V149H2ZM97 148V149H96ZM107 148H109V149H107ZM125 148V149H124ZM164 148H166L165 150H167L168 152H169V154L170 155H174L175 153L176 154H178L179 155V157L178 158H180V159H182V160H180V161H183V162H179L178 160H176V159H170L169 158V156L170 155H168V159H163V157H164V153H166V151H164ZM175 149V151H174V149ZM205 148V149H206ZM214 149V153H215V150L216 151H218L217 153V158H216V156L214 155V157L216 158V159H218V155L220 154V152H219V150H221V148H219V149ZM224 148H225V146H224ZM5 149H7V150H5ZM113 149V150H112ZM136 149V150H135ZM140 149L142 150V151H145L143 154V156H145L144 158H142V156L140 155V153H139V151H140ZM204 149V150H205ZM5 150V151H4ZM17 150V151H16ZM96 150V151H95ZM106 151V152H104V151ZM107 150H109V151H107ZM114 150V151H115ZM124 150V151H123ZM126 150H128V151H126ZM133 150H135V151H137L135 154H134V152L135 151H133ZM201 150V151H200ZM210 151H211V149H209ZM209 150L208 151H206L207 153H204V154H202L204 157L206 156V154H208V152H209ZM255 150V149H254ZM257 150V149H256ZM90 151H93V152H91L90 153ZM95 151V152H94ZM123 151V152H122ZM163 151V154L161 153ZM229 151V150H228ZM227 151V149L224 151V153L226 152H228ZM102 152V153H101ZM104 152V153H103ZM119 152H116L117 154H119ZM141 152V151H140ZM168 152L166 153V155H165V157H167V154H168ZM212 152V154H213V151H211ZM210 153V152H209ZM225 153V154H226ZM231 153V152H230ZM234 153V152H233ZM17 154V153H16ZM38 154L40 155V156H38ZM58 156H62L61 158L60 157H57L56 158V156L57 155ZM60 154H62V155H60ZM103 154V155H102ZM118 155V156H120V158H121V155ZM147 154V155H146ZM160 154H162L163 155V157H162V155H160ZM176 154L174 155V156H176ZM194 154H196L197 156H193ZM227 154H229V153H227ZM221 155L223 158L222 159H224V156L226 157V160H228L229 158V155ZM249 154V153H248ZM247 154V155H248ZM7 155V158L5 157ZM8 155L10 156V157H8ZM12 155H13V157H12ZM98 155H100V156H98ZM102 155V156H101ZM109 155H107V156H109ZM130 155V154H129ZM173 155H172V157H173ZM200 155V158L198 157ZM219 155V156H220ZM232 155V154H231ZM246 155V154H245ZM246 155V156H247ZM191 156H193L192 157V159L190 158ZM208 156H210V158H212L213 159V157H211L212 155H211V153H210V155L208 154ZM208 156H206V157H208ZM221 156H220V158H221ZM250 156L251 155H248V158H249V160L251 159L250 158ZM15 157V158H14ZM18 157V158H17ZM26 157V156H25ZM92 157V156H91ZM93 157L95 158V156L93 155ZM140 157V158H139ZM148 157V158H149ZM196 157V158H195ZM233 157V156H232ZM236 157H238L237 156V154H236ZM236 157H234L233 159H235V160H238V158H236ZM29 158H27L28 160H26V158H25V161H29L30 159ZM55 158H56V161H55ZM94 158H93V160H94ZM174 158V157H173ZM198 158V159H197ZM215 158L213 159V160H215ZM219 158V159H220ZM8 159V160H7ZM63 159V160H62ZM66 159V160H65ZM96 159V158H95ZM103 159V160H102ZM101 159V161H104V158H102ZM122 159V162L124 161ZM129 159V158H128ZM134 159V160H133ZM186 159V160H185ZM193 159H195V160H193ZM218 159V160H219ZM230 159H232V158H230ZM229 159V160H230ZM232 159V162L234 161ZM8 162H7V161ZM15 160V161H14ZM31 160H30V165H31ZM85 160H87V158L85 159ZM89 160V159H88ZM88 160L86 161V163H88ZM90 160H92V159H90ZM97 160V159H96ZM95 160V161H96ZM145 162H144V161ZM151 160V159H150ZM190 160V161H189ZM193 162H192V161ZM198 162H197V161ZM217 160V161H218ZM256 160V159H255ZM13 162V164H12V162ZM18 161H19V159H18ZM23 161H24V159H23ZM23 161H19L20 163H21V165H22V162ZM54 161H55V163H54ZM93 162V163H91V164H94V163H96V162ZM98 161H97V163H98ZM106 161V160H105ZM108 161V160H107ZM106 161V162H107ZM111 160H109L108 161V164L109 163H113L112 165L114 166V161L112 160L111 162H110ZM142 161V162H141ZM177 161L179 162V163H184L185 161H186V163H184V165H185V167H186V170H187V172H182V173H180V172H176L178 169H176L175 168V166H177L176 165V163H177ZM225 161V160H224ZM38 162V163H37ZM56 162H58V164L56 163ZM68 162V163H67ZM152 162V161H151ZM187 162L188 163H191L190 164V166H189V168H188V165H186L187 164ZM195 162V163H194ZM201 162V163H202ZM231 162V163H232ZM252 162V161H251ZM11 165H10V164ZM53 163V164H52ZM85 163V164H86ZM148 163H149V161H148ZM195 164V166H193L194 164ZM205 163V162H204ZM234 163V162H233ZM253 163V162H252ZM5 164V165H4ZM8 166H7V165ZM38 164V165H39ZM49 164V165H50ZM101 164H104V163H101ZM100 164V162H99V165H101ZM108 164H107V167H109L110 169H113V166H111V165H109L108 166ZM116 164H119V166L117 167L118 169H121V167H120V165L122 166V164L125 166V163H122V164H120L119 162H117ZM215 163H210V164H208V166H209V169H210V167H211V169L210 170H212L213 171V169L214 170H216V168H214V167H212L213 165H214ZM254 164V163H253ZM40 165H42V164H40ZM39 165V167H43V166H40ZM49 165L47 166V167H49ZM50 165V166H51ZM105 165V164H104ZM133 165V166H132ZM138 165V166H137ZM147 165V164H146ZM179 165V164H178ZM216 165V164H215ZM214 165V166H215ZM224 165V164H223ZM5 166H7L6 168H5ZM17 166H20V164L19 165H17ZM45 166V165H44ZM45 166V167H46ZM116 166V165H115ZM123 166V167H124ZM180 166H181V164H180ZM201 164L198 166V168L199 169H196V170H202V171H210V170H208V167H205V166H207L206 164H204V165H202L201 167ZM227 166V165H226ZM112 167V168H111ZM151 169H152V167L151 166H149ZM190 167H193L194 169L192 170V168H190ZM252 167V166H251ZM62 168V171H63V175H65V174H67L68 172H65L64 171V169ZM179 168H182V167H179ZM188 168V169H187ZM205 168H207L206 170H205ZM253 168V167H252ZM115 169H116V167H114V170L112 171L111 170V172H113V174H112V176H114V175H116V171H117V169H116V171H115ZM125 169H126V166H125ZM124 169V170H125ZM174 169H176V171H174ZM182 169H185V168H182ZM192 171H191V170ZM204 169V170H203ZM127 170H126V172H127ZM140 170H142V168L140 169ZM166 170V171H165ZM190 172H189V171ZM201 170H200V172H201ZM121 171H123V168H122V170ZM121 171H120V173H119V176H120V174H121V176H122V173H121ZM143 171V170H142ZM149 171V170H148ZM183 171V170H182ZM64 172H65V174H64ZM109 172V171H108ZM125 172V171H124ZM123 172V173H124ZM192 172V173H191ZM211 172V171H210ZM215 171H213V173H214ZM216 172H217V170H216ZM216 172H215V174H213V173H211V174H213V176L214 175H216ZM255 172V171H254ZM88 173V172H87ZM103 173H104V175H103ZM103 173H100L98 176H100L99 177V179L100 178H102L103 177V181L105 182V178H104V176H105V173H107V172H103ZM85 174V173H84ZM90 173H88L87 175H89ZM92 174V176L91 175H89V178H90V181L87 179H85V178H83V180L84 181H86V182H90L91 183V180L93 179V181H92V183L91 184H94V181L98 178V177H95L93 174V172L91 173ZM131 174H129V175H131ZM138 174H142L141 172L140 173H138ZM137 174V175H138ZM185 174V175H186ZM254 174H256V173H254ZM117 175H118V173H117ZM186 175V176H187ZM219 175V174H218ZM217 175V176H218ZM66 176V175H65ZM67 176H69L68 174H67ZM102 176V177H101ZM186 176L185 177H182V178H186ZM198 176V177H197ZM261 176H264V175H262L261 174ZM82 177H83V175H82ZM118 177V176H117ZM124 177H125V175H124ZM132 177H134V178H132ZM142 177V178H141ZM158 177H160L159 179H158ZM196 177H197V180H196ZM67 178V177H66ZM69 178H70V176H69ZM87 178H88V176H87ZM92 178V179H91ZM96 178V179H95ZM121 178H123V177H121ZM126 178V177H125ZM125 178H123V180H125ZM136 178V179H137ZM199 178V179H198ZM203 178V179H202ZM214 178L215 179H217L216 178V176H214ZM73 178H71V180H72ZM132 179H134V180H132ZM153 181H152V180ZM200 179H202L201 181H200ZM207 179V180H206ZM261 179H264V177L263 178H261ZM70 180V181H71ZM80 180L82 181V178H80ZM101 180V179H100ZM123 180H121V182H123ZM127 180V179H126ZM76 181H79V178H78V180H76ZM81 181L79 182L80 183V185L82 186L83 185V187H84V185H86L84 188H86L88 185H90V187H92V185L90 184V183H88V185H87V183L85 184L83 181V183L84 184H81ZM97 181V180H96ZM95 181V182H96ZM102 181V180H101ZM102 181V187L104 188V182ZM203 181V182H204ZM210 181V182H211ZM73 182V181H72ZM72 182H69V184L71 183V185L72 186H77V185H74V184H72ZM98 182V181H97ZM133 182H134V185H133ZM260 184L261 185H263L264 186V180H260ZM111 183V182H110ZM263 183V184H262ZM76 184H78V183H76ZM98 184V183H97ZM119 184H120V182H119ZM125 184V183H124ZM124 184L122 185L123 186V188H124ZM71 185L70 186H68L69 188V190H70V187H71ZM80 185H78L79 186V188L81 189V187H80ZM98 185H100V184H98ZM113 185H114V187H113ZM148 185H151L150 187H147ZM199 185H200V183H199ZM198 185V187H199V189H198V187H196L198 190H200V186ZM95 186H97L96 185V183L94 184V186H93V188L95 187ZM106 186V185H105ZM126 186V185H125ZM75 187H73V190H74V192H75V189H76V192L75 193H79V191L80 190H78L77 189V187L75 188ZM90 187L88 186L87 188H89V189H85V190H89V191H91V194H92V190L90 189ZM115 187H116V189H115ZM121 187V186H120ZM144 187H146V188H144ZM195 187V186H194ZM203 187V186H202ZM201 187V188H202ZM84 188H82V190H83V192H81L82 194H84L85 195V193L86 192H88L89 193V191H86L85 192V190H84ZM96 188H100V187H95L94 188V190H96ZM106 188V187H105ZM104 188V189H105ZM192 188H193V186H192ZM97 189V190H98ZM103 189V190H104ZM204 191H205V194H206V187L204 186ZM72 190V187H71V191H73ZM97 190L95 191L96 193H97ZM103 190H101L100 189V193H102V191ZM106 190V189H105ZM114 190H115V192H114ZM164 190V191H163ZM182 190V191H181ZM78 191V192H77ZM188 191H190V190H188ZM68 192H70V191H68ZM94 192V194H96ZM86 194L85 196H87V195H89L88 197H87V200H84L83 198H85V197H81V195H80V198L81 199H79V200H76V201H82V200H84V201H89L88 199L91 197V196H95L94 194H92V195H90V194ZM192 193L193 194H196L197 193V191L196 190H191V195H192ZM200 193L201 192H199V195H200ZM225 193H227V192H225ZM71 194L72 193H70V196H71ZM80 194V193H79ZM103 194V193H102ZM102 194H100V195H102ZM198 194V193H197ZM73 195V194H72ZM78 195V194H77ZM83 195V196H84ZM99 195V194H98ZM112 195H114V196H112ZM74 197V196H73ZM72 197V198H73ZM96 197V196H95ZM160 197V198H159ZM169 197V198H168ZM180 197V196H179ZM184 197H187V196H184ZM202 193H201V195H200V198H198V199H201L202 201H204L202 198ZM205 197V196H204ZM5 198H6V196H5ZM10 197H8L7 199H9ZM70 198V197H69ZM75 198V197H74ZM74 198H73V200H74ZM78 197H76V199H77ZM101 196H100V200H101ZM175 198H177V197H175ZM225 199L226 200V198H225V196L224 197H222V199ZM178 199V198H177ZM180 199L182 200L183 199V197H180ZM223 199V200H224ZM1 200V199H0ZM10 200H11V198H10ZM10 200H8V201H10ZM14 200V199H13ZM70 200H72L71 198H70ZM90 200H93V198H91ZM236 200V199H235ZM94 201H95V199H94ZM98 201V200H97ZM102 201V202H103ZM183 201V200H182ZM195 201V200H194ZM206 201V200H205ZM261 201V200H260ZM69 202V201H68ZM67 201H65V203L64 204H69ZM75 202V201H74ZM74 202H71V204H72V206H74ZM90 202V201H89ZM100 202V201H99ZM101 202V203H102ZM189 202H191V201H189ZM196 202V201H195ZM241 202V201H240ZM239 202V203H240ZM261 202H264V200H262ZM9 204H11V205H13L12 203H11V201L10 202H8ZM22 203H25L24 201L22 202ZM79 203V202H78ZM85 203V202H84ZM100 203V204H101ZM176 203V202H175ZM178 203V202H177ZM208 203V202H207ZM233 203H236V201H234ZM71 204H69V205H71ZM80 204V203H79ZM81 204H82V202H81ZM86 204V203H85ZM166 204V205H165ZM243 204L245 205V207L247 206V204H245V202H243ZM243 204H241L240 203V205H241V207L242 206H244ZM23 206H25L27 209H28V207L29 206H26L27 205V202L25 203V205L24 204H22ZM104 205H106V204H104ZM114 205H116V207L114 206ZM153 205V206H152ZM167 205H169V206H167ZM199 205V204H198ZM234 205V207H232V208H235L236 206H235V204H233ZM60 206V205H59ZM107 206V205H106ZM200 206V205H199ZM208 206V205H207ZM232 206V205H231ZM230 206V207H231ZM55 207V206H54ZM102 207V206H101ZM188 207V206H187ZM75 208H77L78 209V207L76 206ZM85 208V207H84ZM113 208V209H112ZM231 208V209H232ZM26 209V211H27V214L29 215V213H30V211H28ZM29 209H30V207H29ZM44 209V208H43ZM47 208H45V211H47L46 210ZM70 209V208H69ZM126 211H125V210ZM184 209H186V207L184 208ZM228 209V208H227ZM238 209V208H237ZM31 210V212L33 211V212H35L34 210H32V209H30ZM36 210V209H35ZM59 210V209H58ZM67 210V209H66ZM79 210V209H78ZM111 210H114V212H112ZM158 210L156 211V213L158 212ZM167 210H169V208H167ZM174 210H176V208L174 209ZM187 210V209H186ZM197 210V209H196ZM196 210H190V211H192V212H197ZM235 210V209H234ZM50 211V213H51V210H48V212ZM90 211V210H89ZM104 211V210H103ZM166 211V210H165ZM189 211V212H190ZM198 211H200V210H198ZM223 211H225L224 213H223ZM223 211H221L220 213H218V214H220V216L219 217H217L223 224H225L226 222H227V225L228 224H230L231 223V221H232V223L230 224V225H228V226H230V228H232V229H230V231H231V233H235V230L236 229H239L240 230V243H241V248H242V252L241 251H238L236 254H235V259H234V261H244V263H242V264H245V261H251L253 264H264V230H263V228H261V229H259V228H257V227H255V226H253V224L252 223H250V222H248L247 221V219H249V218H244V220H246V221H244V220H242L241 222H240V224H236L233 220H232V217L231 218H229L230 217V215L231 214H226L225 215V213H227V211H226V209L225 210H223ZM229 211V210H228ZM237 211V210H236ZM29 212V213H28ZM30 213V215L29 216H34L33 214L34 213ZM68 212V211H67ZM70 212H71V210H70ZM69 212V213H70ZM104 212V213H105ZM62 213H63V211H62ZM69 213H67V215H69ZM75 213V212H74ZM78 217H79V219L81 220V219H83L82 221H84V223H91L92 225H94V223H92V221L91 220H89L88 219V217L86 218L83 214H85V211L84 210H79L78 212ZM152 213V212H151ZM161 213H163L162 211L160 212V214ZM185 213H186V211H185ZM184 212H183V214H185ZM191 213V212H190ZM221 213H223V214H221ZM231 213V212H230ZM65 214H66V212H65ZM64 214V215H65ZM72 212H71V217H72V219H73V216H72ZM155 214V213H154ZM159 214V215H160ZM187 214V213H186ZM217 214V213H216ZM233 214H235V212L233 211ZM69 215V216H70ZM104 215V216H105ZM191 215V214H190ZM224 215V216H223ZM108 216V215H107ZM187 216V215H186ZM225 216H227V217H225ZM232 216V215H231ZM66 217V216H65ZM71 217H69V219L71 218ZM76 217V216H75ZM94 217H95V215H94ZM191 217V216H190ZM46 218L47 219H44V220H46L47 221V223H43V227L47 230V229H54V228H56V227H54L53 228V226H55V224H56V220L54 221L49 215H46ZM93 218V217H92ZM239 218V217H238ZM69 219H68V221H69ZM78 219V218H77ZM94 219V218H93ZM145 219V218H144ZM227 219H228V221H227ZM230 219V220H229ZM146 220V219H145ZM64 222L63 224H64V226L65 227H69V225H71V222ZM73 221V220H72ZM48 222L50 223V224H48ZM145 222H147V224H149L148 225V230L150 231L151 229H149L150 227L151 228H153V226H151L150 224H152L153 225V223H152V220H151V222L150 221H145ZM220 222V223H221ZM229 222V223H228ZM46 224V225H45ZM88 225V224H87ZM45 226H48L49 228H46ZM71 226H73L74 227V225H71ZM78 226V225H77ZM83 226V225H82ZM122 226V225H121ZM123 226H124V224H123ZM123 226H122V228H123ZM150 226V227H149ZM194 226V225H193ZM236 226H238L239 228H234V227H236ZM79 227V226H78ZM80 227H81V225H80ZM79 227V228H80ZM129 227V226H128ZM142 227V226H141ZM214 227V226H213ZM82 228V227H81ZM138 228H139V226H138ZM137 228V229H138ZM73 229V228H72ZM129 229H130V227H129ZM133 230H135L134 228H132ZM136 229V230H137ZM143 229H144V227H143ZM172 228H170V229H168L166 232L168 233V236H169V238L172 236L171 235V232H172V230H171ZM171 230V231H170ZM138 231V230H137ZM170 233V234H169ZM151 235H152V233H151ZM167 235V234H166ZM143 236V235H142ZM142 237H140V239H141ZM146 238V239H145ZM140 239L138 240V242H137V244H139L138 246L140 247L141 246V244L143 245V247H146V245L145 244H143V243H141V242H139L140 241ZM172 238H170V240H171ZM142 240H146V242H147V237H144V239L142 238ZM172 241V240H171ZM148 243H150V241L149 242H147L146 244H147V247L146 248H149L148 246H150V244H148ZM153 243V242H152ZM151 243V244H152ZM157 244L158 243V241L157 240H154V243L153 244ZM158 245H160L159 243L157 244V246ZM130 246V250H131V252H133L134 251V249H132V247H131V245H129ZM154 247H155V245H153ZM152 245H151V248L153 247ZM142 247V248H143ZM164 247V246H163ZM162 247V248H163ZM133 248H135L134 246H133ZM142 248L140 247V249H141V251H142ZM155 248H157V249H155ZM155 248H153L154 250H155V252L157 251L158 252V256H162L163 254H166V255H173V257H174V255H178L179 254V252H178V254L177 253H175V254H173L174 252L173 251H168L167 249H165V247H164V249L166 250H161V249H159L158 247H155ZM126 249V248H125ZM121 250L122 252L121 253H119L116 257H115V259H114V262H116L115 260H117V264H121L122 262V264H126L127 263V261L125 260V259H127L128 260V258L130 259L131 257V259L133 260V258L135 259V257H136V260L134 261L133 260V262H130L129 260V262L130 263H138V264H140V261L139 260H141V258H140V254H134V252H133V256H131V254H129V253H127L126 252V250ZM153 249L151 250V251H153ZM135 250H136V248H135ZM149 250V249H148ZM177 250V249H176ZM137 251H139V250H137ZM146 251H147V249H146ZM163 251V253H161ZM46 251H44L43 253H45ZM124 252V253H123ZM126 252V253H125ZM144 252V251H143ZM154 251L153 252H151V253H155ZM181 253V252H180ZM46 254L48 255V253L46 252ZM101 254V253H100ZM126 254H129L130 256H128V255H126ZM46 255V256H47ZM102 255V254H101ZM101 255H98L96 258L99 260L100 259V257H101ZM140 255V256H139ZM44 256H45V254H44ZM45 256V257H46ZM100 256V257H99ZM125 256H126V258H125ZM170 256V257H171ZM64 257V256H63ZM63 257H61V258H63ZM128 257V258H127ZM47 258H51L52 259V256H50V254H49V256L47 257ZM55 258V257H54ZM62 262H64V258L63 259H60ZM122 260H125L126 261V263H125V261H122ZM131 260V261H132ZM137 261V262H136ZM50 263V262H49ZM52 263H54V262H52L51 261V264ZM57 262H55L54 264H56ZM60 264V263H59ZM128 264V263H127Z\"/></svg>","mask_w":264,"mask_h":264}]
</instances>
